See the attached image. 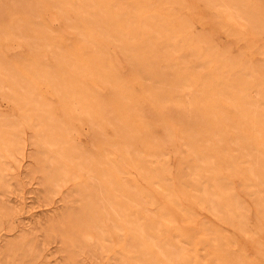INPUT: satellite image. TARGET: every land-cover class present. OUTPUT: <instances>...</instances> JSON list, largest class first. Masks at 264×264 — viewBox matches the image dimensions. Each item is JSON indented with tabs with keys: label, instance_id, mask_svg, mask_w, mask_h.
Returning <instances> with one entry per match:
<instances>
[{
	"label": "bare ground",
	"instance_id": "1",
	"mask_svg": "<svg viewBox=\"0 0 264 264\" xmlns=\"http://www.w3.org/2000/svg\"><path fill=\"white\" fill-rule=\"evenodd\" d=\"M89 1H91V0H88V3H89ZM100 1H101V5H97V3H100ZM127 1H129L127 4H126V1L125 0H98V2H97V0L96 1H91L92 3H93V8L91 7V6H87L88 8V10L87 9H85L83 6L85 5H83V6H81L82 4H83V2H86L87 3V0H77L76 2H74L73 0L71 1V0H36V1H34L33 0V2L34 3H32L31 5H29V0H0V13L2 14V16H3V18H4V20H6L5 18L8 16V13L5 15L4 13H5V11L7 10H10L9 8H11V9H15V8H17V7H21L22 6V8H24V12H29V11H31L30 12V15L32 14V12L34 13L36 10H38V8L40 9V7L42 6V9L41 10H39V12H37L36 13V15L34 14L33 15V17L34 16H36V19H37V17L39 18V19H45V18H43L44 17V15L46 14V12H50V10H44L43 9V6L45 5H48V4H53L55 7H56V5H62L61 3H64L65 5H62V6H68V7H71V9H72V13H75V15H76V18H77V22H74V20H73V25H71L70 27H69V29H71L70 31H72L73 30V36L75 37L74 38V40L75 41H77V39H81V40H83L82 42H84L85 44H89L91 47H92V49H93V52H92V57L94 58V56L96 57V55L98 56V59L100 58V54L98 53V50H102L101 48H103V49H105V50H103V53L104 54H108L109 52L107 51V49H106V47L104 46V45H102V44H100L99 42H97L95 39H93L94 38V36H100V38H102L103 40H105L107 43H109L110 45H112V46H115L116 48H117V50H118V53H120V55H121V53L125 56V58H126V56H127V58H128V61H126L127 63H128V65H129V67L131 66V68H132V65H134V63H131L132 62V59H131V55H135V54H139V53H142V52H139L138 53V48H136V45H137V42H135V40H132V34H133V27H132V24H133V19H132V21H131V18H133V16L130 18V13L136 8V9H138V8H140L139 6H141L142 5V3L139 5L138 4V7H135L134 5V2L132 1V2H130V0H127ZM143 2H144V0H142ZM151 1V0H150ZM160 1V0H159ZM166 1V2H165ZM171 2V0H164V2H165V5L163 6L164 8L166 7V9H167V6H166V3L167 4H169L168 2ZM204 1V3H206L207 5H210V3H211V1L210 0H203ZM235 0H216V2H218V4H219V7H218V10H216V11H226V12H228L229 14H231V17H232V19H234L235 20V22L237 23V24H240L241 26H243V27H245V25L246 24H248V26L249 25H251L250 27L252 28V26H254V27H258V32L261 30V32H262V30L264 29V22L262 23V21H263V19L264 18H262V15L264 16V14L262 13V15H261V18H262V21L261 22H259L260 20L258 19L259 17H257L258 15H259V13L258 12H255V11H257V10H263L264 11V0H263V3L262 4H260V5H256L257 3H259V1L257 2V3H255L256 2V0H251L252 2L250 3V4H252V3H254L255 5L253 6V7H257L255 10L253 9V10H251V9H248V10H251L250 12H246V10L242 7V4H240L239 5V3L240 2H242V0L241 1H238L239 3H236V1L234 2ZM245 1V0H244ZM261 1V0H260ZM29 2V3H28ZM32 2V1H31ZM81 2H82V4H81ZM90 2V4H92ZM102 2H103V4H102ZM146 2V1H145ZM145 2H144V4L142 5V7L143 6H145L146 4H145ZM149 2V1H148ZM147 2V3H148ZM154 2H155V0H154ZM153 2V3H154ZM87 3V4H88ZM138 3V2H137ZM136 3V4H137ZM150 3H152V2H150ZM178 3V2H177ZM70 6H69V5ZM129 4V5H128ZM133 5L132 7L134 8L133 10H132V8H131V6L130 5ZM155 4V3H154ZM172 4V3H171ZM34 6L35 8V11L33 10V7H31V6ZM150 4H147V6H149ZM156 5V4H155ZM11 6V7H10ZM27 6L29 7V8H27ZM40 6V7H39ZM51 6V5H50ZM54 6H53V8H51V9H55L54 8ZM146 6V7H147ZM152 6V5H151ZM154 6V5H153ZM9 7V8H8ZM47 7H49V6H47ZM61 7V6H60ZM59 7V8H60ZM145 7V8H146ZM154 7H157V6H154ZM153 7V8H154ZM159 7V6H158ZM246 7H247V4H246ZM249 7H250V5H249ZM8 8V9H7ZM46 8V7H45ZM50 8V7H49ZM64 8V7H63ZM170 8V7H169ZM250 8H252V7H250ZM58 9V8H57ZM68 9V8H67ZM70 9V10H71ZM142 9V8H141ZM151 9V8H150ZM149 9V10H150ZM163 9V8H162ZM17 10V9H16ZM42 10H44L43 12H42ZM69 10V9H68ZM67 10V11H68ZM69 10V11H70ZM89 10H92L93 12H91L90 11V13H89ZM156 10V9H155ZM168 10V12L169 11H171V10H169V9H167ZM247 10V11H248ZM14 11V10H13ZM61 11V12H60ZM59 11V9L56 11L57 13L58 12H60V15L62 14V13H64V11L63 10H60ZM131 11V12H130ZM145 11V9H143L141 12H144ZM160 11H162V10H160ZM165 11V10H164ZM163 11V12H164ZM254 11V12H253ZM15 12V11H14ZM19 12V11H18ZM24 12H23V10H22V13H21V11H20V13H21V15H24ZM137 12H140V9H139V11H137ZM140 12V13H141ZM146 12H147V10H146ZM150 11H148L147 13H149ZM42 13H44V14H42ZM134 13L136 14V12H135V10H134ZM133 13V15H135ZM154 13V12H153ZM152 13V15H154ZM258 13V14H257ZM29 14V13H28ZM42 14V15H41ZM50 14V13H49ZM138 15H139V13H137ZM143 14V13H142ZM145 14V13H144ZM167 14V13H166ZM171 14V13H170ZM15 15V14H14ZM13 15V16H14ZM52 15V14H51ZM55 15V14H54ZM74 15V16H75ZM145 15H147V14H145ZM148 15H149V17H148ZM147 15V18H150L151 19V13L150 14H148ZM156 15V14H155ZM10 16H11V13H10ZM16 16V15H15ZM14 16V17H15ZM28 16V15H27ZM63 16V18L61 19L62 21H63V23L65 22V23H69V24H72L71 23V21L72 20H69V18L67 17V15H62ZM157 17V19H158V17H159V20H161L162 22H160V23H162V25H164L163 24V22L165 23V21L163 20V16L162 17H160V16H158V15H156ZM175 16H176V14H175ZM178 16V15H177ZM260 16V15H259ZM0 17H1V15H0ZM13 17V18H14ZM137 16L135 15V18H136ZM144 16L142 15V18H140V16H139V18H137L138 20H139V22L140 23H142V27H140V32L141 31H145V29L143 30V28L145 27V28H149L150 26H152V28L154 29V27L156 28V26H155V24H154V16H153V19L154 20H152V21H154L153 23L151 22L150 24L148 23V22H146L145 23V21L147 20L146 19V17H144ZM10 19V17L8 16L7 17V19ZM18 18V17H17ZM130 18V19H129ZM162 18V19H161ZM178 18L180 19L181 17H179L178 16ZM200 18L201 17H199V20H200ZM205 18H206V16H205ZM204 18V19H205ZM14 19H16V18H14ZM22 19V18H21ZM21 19H20V21H19V23H16L15 24V22L17 21V19H16V21L12 24L13 25V29L14 30H11V31H16V34H18V36H19V38H18V40H19V42H20V40H21V43L20 44H22V45H24L23 47L25 48V50L27 51V52H35V51H37V49L39 48V49H41V47H43V48H47L46 50L48 51V53H49V55H50V57H51V59H53V61H52V63H51V67H49L46 63H44L43 62V67H46L45 68V70L42 68V70L41 71H36L35 70V72H34V68L33 67H31L33 70V73H37V77H33V75H31L32 77L31 78H37L38 80H43L44 82L45 81H47V84H48V87H50L49 89L51 90V92H53V94H57L56 96L58 97L57 99H58V102H59V108H61V111L63 112L62 113V115H63V117H61V118H59V119H56L55 117H53L51 114H48L47 112H46V110H47V108L49 107L48 106V103H47V99H42V96H41V94H40V92L37 90V88L32 84V82H30L31 81V79H30V81L29 82H27V79L25 78V79H21V76L20 75H18V74H13V73H11L10 72V66L12 65V63L10 62L11 60H7L6 59V49H5V47L3 46V47H1L0 48V97L2 98V99H7V100H9V101H11V103H12V105L14 106V111H15V113H11V112H7V111H3V109H0V189H3V187H4V179L6 178H4L3 176H4V171H5V166L7 165L8 166V168H10V164H14L15 162H17L18 161V159L19 160H21L22 161V159H26V158H28V159H31L32 161H33V163H35V166L36 167H39L40 168V166H42V167H45L44 169H42L41 171L38 169V171H40L39 173H40V186H41V189H42V192L45 194L44 195V198H43V202H44V199H45V201H46V198H49V196L51 195H53L54 193V195H56V193L61 189V187H63V185H67L68 183L69 184H71V189L68 191V190H66L67 191V193H66V195H63L61 198H60V200L58 201V202H60V206L56 209V212L54 213V215L53 216H50V218H46V221H45V225L43 226V228H42V230L40 229L39 231L41 232L42 231V234H43V242L47 245V247H48V245H50V243H52V244H54V242L55 243H59V246H58V248H57V250H56V248H55V246H54V249H55V254H56V251H57V254L59 255V259H61V261H62V263H64V264H84V261L87 259H89V260H92L93 262H100V264H184L185 263V256H183V253L185 254L187 251H188V249H189V247L188 248H186L187 246H189V244H190V246H192L191 244L194 242V241H192V243H191V241H189L190 239V237H192L191 235H193L194 236V234H195V239H197V242L199 241V240H201V238H203V236H205L204 234L207 232H205L204 230H202L201 228L203 227H201L199 230H201V234L202 235H200L199 234V236H202L201 238L198 236V230H197V226H196V231L192 228V232H189V230L191 229V224H189L190 226L188 227L189 228V230L188 231H184V233L185 234H188V235H185V238H184V233L182 234L183 235V238H184V242L185 243H187V242H190L187 246H185L186 244H184L183 245V243L182 244H180L181 242H183L182 240H183V238H181V240H179V238H180V236H182V235H179V236H177V233L179 232V230H178V232H176V231H172V232H170V229H169V225H167V224H165L164 223V221L166 222V223H172V224H175L176 222L175 221H177V219L179 220V221H177V222H180V220H182V223L184 222L183 220H185V222L189 219V217L191 216L192 218H193V220L195 221V216H193L192 214H190V216H188V218L186 217V215L187 214H184V213H182V215L184 216H182L181 215V213L179 214V215H181L183 218H177V216L172 212V211H170V209H168V210H165V211H162V214H161V209H155L154 210V208L156 207H154V203L152 204L153 206L151 207L150 205H151V202L149 203V200H145V198H144V194H142L141 195V193H143V191L142 192H140V191H138V190H136L135 189V185H136V183H135V185L134 184H130L129 185V183H128V181L127 180H125L124 178L125 177H127L126 175H128L129 177H131V173H130V168L128 167V166H126L125 165V163H129V162H132L133 160L134 161H137L138 160V158H140V157H136V156H138V155H136V156H134V157H132L133 156V154L135 153V152H137V150H135V152H134V150L132 149L131 150V148H135V145H134V140H135V138H136V136L137 135H135L134 136V138H132L131 137V139L132 140H129L130 139V136L131 135H129V132L131 131V129L133 130V135L135 134V133H138L137 132V130H135V132H134V126H133V124L130 126L129 124H127L128 126H129V132L126 130V127H125V130L127 131H123V133H122V131H121V133H120V136L118 137V136H116V134L118 135V133H119V131H117L116 132V134H115V131L112 129L111 131H113V132H111V133H113L114 134V136L112 135V134H110V135H108V141H109V137H111L110 139H112V137H115L116 136V138L117 139H124V140H126V142L124 143V145L123 144H117V141L118 140H116V147L117 148H119V149H116V148H114L115 147V145H113L112 144V141L110 142L111 144L110 145H112L111 147L112 148H110V147H108L107 148V145H106V142H104V140H101L100 139V137H103L104 135H102L100 132H101V128H100V125H97L95 122H94V120L91 118V114L92 113H96V114H98L99 116V118L100 119H98V120H101L102 121V123H106V126L108 125V126H110L111 124H115L116 123V120H120V117H117L116 116V114H117V111H116V109H115V111H116V114L115 113H113V109H111L112 107L111 106H113V102H114V105L116 106V101H119L120 100V103H121V101H122V99L123 100H125L124 102H126V99L128 98V94L127 93H129V88L127 87V89L125 90V91H127V93L125 92V96H126V94H127V98L125 99V97L124 98H122L120 95H113V94H116L117 92H116V89L117 90H122V88H120V87H118V85L116 86L115 84H117L118 82H117V80L118 79H116V78H118L117 77V72H116V67L115 66H117L116 64H115V62L113 61V56H111V55H108V57H107V65L104 63L103 64V62L101 63V64H99L100 66H98V68L100 67V68H102L101 67V65L103 64V65H106V67L105 66H103V69H105V71H106V73L108 72V73H110V75H107L105 78L106 79H102L101 77H99V75H98V71H96V73H97V75H95V73H91V72H94L93 70V68H92V65L90 64L91 62H93L94 60L96 61V59H93L92 58V60H91V62H86L87 63V65H86V63L85 62H82V61H80L79 60V58H78V60L77 59H75V57H76V55H77V53H76V55L75 56H73L72 54H73V52L72 51H70V49L68 50V47L69 46H72L73 45V43H71L70 45H63V43H62V46H60V45H54L53 44V42H51V44H50V40L51 39H49L48 38V36L45 34V33H47L48 34V32L50 31L51 32V30H50V26L47 24H44L43 22L41 23V28L43 29L44 27H47V28H44V32H42L40 29H39V27L37 28V27H33L34 29L35 28H37L38 30H40L41 31V33H37V35L36 34H34V36H32V34L29 36V37H26V36H24V34H23V30H24V27H23V24L24 23H21ZM36 19H34V20H36ZM50 19V18H49ZM140 19H142V20H140ZM150 19H148L149 20V22H150ZM168 19V18H167ZM203 18L201 19V20H204ZM207 19V18H206ZM145 20V21H144ZM147 20V21H148ZM171 20V19H170ZM173 20V19H172ZM178 20V19H177ZM184 20V19H183ZM182 20V21H183ZM256 20V21H255ZM7 21V24H8V26H7V24H3L4 26L3 27H6V28H0V40H1V38L3 39V40H5L6 38L4 37V36H6L7 34H11V33H9L8 31H9V29H11V27H9L10 25H9V23H10V21L11 20H6ZM8 21H9V23H8ZM17 21V22H18ZM23 21H25L24 19L22 20V22ZM31 21V20H30ZM39 21V20H38ZM60 21V20H59ZM144 21V22H143ZM168 21V20H167ZM166 21V22H167ZM187 21V20H186ZM185 20L183 21L184 23H186L185 25H184V23L183 22H181V23H183V24H180V25H184L185 26V28H186V26H189V28L187 27L186 29L187 30H189L190 31V29L192 28L191 27V23L190 24H187V22H186ZM5 22V21H4ZM156 22H157V20H156ZM169 22V21H168ZM257 22H259V23H261L260 25H256V23ZM6 23V22H5ZM35 23V22H34ZM148 23V24H147ZM158 24H159V22H157ZM156 23V24H157ZM170 23V22H169ZM178 23V22H177ZM209 23V22H208ZM252 23V24H251ZM258 23V24H259ZM15 24V25H14ZM28 24H30V22L28 23L27 22V25ZM31 24H33V23H31ZM42 24H44L45 26L44 27H42L43 25ZM151 24H153V25H151ZM157 24V25H158ZM166 24V23H165ZM214 24V23H213ZM25 25V24H24ZM138 25H140L139 23H138ZM179 25V26H180ZM30 26V25H29ZM32 26H34V25H31V27ZM39 26V25H38ZM136 26H137V24H136ZM154 26V27H153ZM184 26L182 27V29H183V31L185 32V31H187L186 29H184ZM30 27V28H31ZM65 28H68L67 27V25L66 26H64ZM257 27H256V29H257ZM9 28V29H8ZM27 28V27H26ZM137 28H138V26H137ZM160 28V27H159ZM158 28V31H159V33H160V31L162 30H164V33H166V34H164V36H163V38H165V41L167 40V39H169L170 38V40H173V41H171L170 43H164L163 42V38H162V35H161V33L159 34V35H157V38L160 36L163 40H161V38H160V42H156V44L158 43L159 45H156V48L158 49V47L160 46V49L158 50L161 54H163V52L162 51H160V50H162L163 48L165 49V47H166V51H164V52H166V54L169 52V53H172V54H174L176 51H174V47L175 48H177V43H179L180 44V42L181 41H178L177 43L176 42H174L175 41V39L172 37V35H173V33L175 34V32H174V30L172 31V29H171V31L168 29V30H166V25H165V28L163 27H161L162 29L160 30ZM179 28H181V27H179ZM221 28V27H220ZM8 29V30H7ZM46 29V30H45ZM139 29V28H138ZM137 29V30H138ZM142 29V30H141ZM176 29H178V27L176 28ZM195 29V28H194ZM260 29V30H259ZM38 30H36V32L38 31ZM89 30V31H88ZM229 30V29H228ZM10 31V32H11ZM39 31V32H40ZM55 31V30H54ZM148 31H149V29H148ZM167 31H168V33L170 34V37H169V34L167 33ZM170 31V32H169ZM179 31H182V30H179ZM178 30H177V34L175 35L177 38H179L180 37V35L181 34H179L180 32H179ZM188 31V32H189ZM192 31H193V29H192ZM231 31V30H230ZM230 31H227L228 32V34H230L229 32ZM26 32H28V31H26ZM31 32H32V30H31ZM136 32V31H135ZM179 32V33H178ZM184 32H182V34L184 33ZM196 32L197 31H195L194 33L195 34H193V35H191L192 33H190V36H186V38H185V40L186 39H188V41L187 42H185V45H187L189 42L191 43V38H192V36H194V35H196ZM201 32V31H200ZM199 32V34L198 35H196V36H199V37H196V39H198V40H196L195 39V37L193 38V40L195 39L196 40V42L194 41L193 42V40H192V43L193 44H195V45H193V46H195L194 47V49L193 50H195V48H197L198 46H196L197 45V41H198V43H199V41L203 44V42L205 43V42H207V44L206 45H210L209 47H211V49H210V51L212 50V48H214L215 49V45L213 44V42H211L210 40L211 39H205V36L206 35H208L209 33L208 32H206L205 31V33L206 34H204V33H200ZM204 32V31H203ZM238 32V31H237ZM32 33H34V32H32ZM52 33V32H51ZM136 33H138V32H136ZM136 33H134L135 35H133V37H136L137 38V35H136ZM149 32H146V33H144L143 35H144V37H143V35L141 34V36H142V39L144 38V41H143V43L145 44V45H149L150 44V42H149V40H151V41H153V39L155 38L154 36V38L152 37V36H149V37H152V38H150L149 39V37L147 36V34H148ZM154 33H157L158 34V32H157V29H155V30H151V34H154ZM186 33V32H185ZM224 33H226L225 31H224ZM232 33H233V30H232ZM239 33V32H238ZM262 33H264V31L262 32ZM139 35H138V37L140 36V33H138ZM168 34V35H167ZM166 35V36H165ZM202 35H205V36H202ZM211 35V34H210ZM210 35H208V36H210ZM248 35H250V34H248ZM258 35H259V33H258ZM17 36V35H16ZM17 36V37H18ZM72 36V37H73ZM208 36H207V38H208ZM56 37H60V35L59 36H56ZM145 37H147V39L145 38ZM169 37V38H168ZM172 37V38H171ZM201 37H202V39H201ZM10 38L12 39L13 38V41H14V39H15V36L13 37V35H12V37L10 36ZM47 38H48V40L49 41H47ZM135 38V39H136ZM157 38H155V40L157 39ZM46 39V40H45ZM56 39V38H55ZM99 39V38H98ZM137 39H139V38H137ZM15 40H17V38L15 39ZM54 40V39H53ZM65 40V42H70V40H72V39H64ZM66 40H69V41H66ZM78 40V41H79ZM81 40L79 41V42H81ZM140 40V39H139ZM145 40H147L149 43H147V41H145ZM155 40H154V42H155ZM182 40H183V38H182ZM185 40H183V41H185ZM201 40H203V42L201 41ZM240 40V39H239ZM247 40V39H246ZM11 41V40H10ZM52 41V40H51ZM133 42V43H129V42ZM211 42V44H213L214 45V47H213V45H211L210 44V42ZM82 42H81V44H82ZM78 43V42H77ZM134 43H136V45H134L133 46V44ZM153 42H151V46L153 45L152 44ZM171 43L174 45V47H172L171 46ZM175 43H176V46H175ZM187 43V44H186ZM189 43V44H190ZM247 43H248V41H247ZM128 44H130L133 48H135V50L134 49H132V47H131V49H128V50H133L131 53L132 54H129V51L127 52L126 51V49H125V46H128ZM140 44V43H139ZM143 44V45H144ZM18 45V44H17ZM75 45H76V43H75ZM130 45L128 46L129 48H130ZM147 46L149 49L147 50L149 53L151 52V51H149L150 50V48H151V46ZM165 47H164V46ZM168 45H169V47H168ZM184 44H183V47L185 46ZM204 45V44H203ZM206 45H205V47H206ZM250 44L248 43V47L251 49L252 47L251 46H249ZM81 46V45H80ZM109 46V45H108ZM163 48H162V47ZM189 46V45H188ZM202 46V45H201ZM201 46H200V48H201ZM207 46V47H208ZM72 47H74V48H72V49H75L76 47H78V46H72ZM146 47V46H145ZM146 47V48H147ZM180 47H181V44L179 45V50H180ZM190 47V46H189ZM206 47V48H207ZM208 47V48H209ZM247 47V46H246ZM248 47L246 48V49H248ZM79 48V47H78ZM152 48H154V46H152ZM151 48V49H152ZM162 48V49H161ZM171 48V50H173V52H171V50L170 51H168V49H170ZM182 48V47H181ZM185 48H187L186 46H185ZM206 48H202V49H206ZM206 49V50H208V53H210V51H209V49ZM77 49V48H76ZM190 49V48H189ZM189 49H188V52H189V54H190V57L192 58H194V56H195V58H197L196 57V52L195 51H193V53L191 52V51H189ZM217 45H216V51H217ZM227 49L228 48H225V49H222L223 51H227ZM245 49V48H244ZM257 49V48H256ZM67 50L69 51V56L66 54V53H68L67 52ZM141 50V49H140ZM156 50V49H155ZM175 50H178V49H175ZM203 50V51H204ZM249 50V49H248ZM252 50L253 49H251V52H252ZM75 51V50H74ZM78 51V50H77ZM158 51H156V54L158 55ZM168 51V52H167ZM218 51H220V50H218ZM257 51H259V50H257ZM80 52V51H79ZM78 52V54H80ZM126 52V54H124ZM135 52H137V53H135ZM181 53L182 52H184V50L182 51H180ZM212 52V51H211ZM222 52V51H221ZM221 52H218L219 54H221L220 56H222V54H223V52L221 53ZM229 52V51H228ZM240 52V51H239ZM243 52V51H242ZM82 53V52H81ZM101 53H102V51H101ZM135 53V54H134ZM144 53V52H143ZM185 53H187V51L186 52H184V54ZM192 53V54H191ZM201 53V55H202V52H200ZM215 53V52H214ZM213 53V54H214ZM225 53V52H224ZM241 53V52H240ZM240 53H238V54H240ZM22 54V53H21ZM82 54H84V53H82ZM89 54V53H88ZM151 54H153L152 52L150 53V55L149 56H151ZM165 54V55H166ZM206 54V56H207V53H205ZM204 54V52H203V55H202V57H206V56H204L205 55ZM217 53H215V55H216ZM219 54L218 55H216V56H219ZM246 54V53H245ZM130 55V56H129ZM145 55V54H144ZM153 55H155V54H153ZM152 55V56H153ZM157 55H155V56H157ZM178 55V54H177ZM179 55H180V53H179ZM186 55V54H185ZM200 55V54H199ZM228 55H229V53H228ZM228 55H226V57L228 58L229 56ZM232 55V54H231ZM231 55H230V57H231ZM234 55V54H233ZM20 55L18 54L15 58H16V60H18L20 57H19ZM73 56V57H72ZM78 56H80V55H78ZM103 56V55H102ZM138 56L139 55H136V57H137V59H138ZM142 56V55H141ZM151 56V57H152ZM154 56V57H155ZM174 56V55H173ZM183 55H181V56H177L181 61L183 60L184 62V64L185 63H187L188 64V59L190 58H187L186 56H183ZM188 56V55H187ZM198 56V55H197ZM215 56V57H216ZM10 57V56H9ZM19 57V58H18ZM22 57H23V55H22ZM32 57V56H31ZM30 57V58H31ZM53 57V58H52ZM86 57H88L89 58V55L87 56V54H86ZM135 57V58H136ZM140 57V56H139ZM142 57H144V56H142ZM150 57V58H151ZM161 57H163V55L161 56ZM160 57V58H161ZM176 57V56H175ZM175 57H171L172 58V62L174 61V58ZM176 57V58H177ZM186 57V58H185ZM199 57V56H198ZM201 57V58H202ZM209 57V56H208ZM210 57H212L211 55H210ZM210 57L209 58H207L206 59V62H207V60H208V64L210 63V62H212L213 61V59H210ZM233 58H234V56H232ZM232 57H231V59H232ZM238 57H241V55H239ZM238 57H236V61L239 59V61H240V58H238ZM15 58H13V60L15 59ZM18 58V59H17ZM25 58V57H24ZM27 58V57H26ZM84 58V57H83ZM144 58H146V56L144 57ZM164 58V57H163ZM163 58H161V59H163ZM166 58V57H165ZM167 58H169V56L167 57ZM170 58V59H171ZM177 58V59H178ZM219 58V57H218ZM227 58L225 59V62H223V57L221 58L222 60H220L219 59V63H220V61L221 62H223L224 64L222 65L221 63H220V65H221V68H223V66L225 65V63L227 64L225 67H226V69L228 70V71H230V68H228V64L231 62V59H230V62L228 63L227 62ZM11 59V58H10ZM28 59V58H27ZM101 59H104L103 57H101L100 58V60ZM130 59H131V62H130ZM143 59V58H142ZM149 59V58H148ZM153 59V58H152ZM155 59V58H154ZM161 59H160V61L158 60V59H155V62H154V60H152L153 62H150L149 64L150 65H152V66H150L149 65V67H155V65L153 66V63H156V66H157V64H159L160 62H161ZM185 59V60H184ZM197 59H200V58H197ZM209 59L211 60V61H209ZM19 60H21V59H19ZM83 60V59H82ZM90 60V59H89ZM88 60V61H89ZM141 60V59H140ZM144 60V59H143ZM151 60V59H150ZM159 61V63H157L158 61ZM193 60V59H192ZM216 60H217V58H216ZM232 60H234V59H232ZM84 61H86L85 59H84ZM137 61V60H136ZM135 60H134V62H136ZM171 61V60H170ZM185 61H187V62H185ZM190 61V60H189ZM195 61H197V60H195ZM194 61V62H195ZM205 61V60H204ZM228 61H229V58H228ZM235 61V60H234ZM233 61V62H234ZM238 61V62H239ZM15 62V61H14ZM25 62V61H24ZM34 62V61H33ZM36 62V61H35ZM77 62H81L80 64L78 63L77 64ZM106 62V61H105ZM147 62V61H146ZM193 62V63H194ZM205 62V63H206ZM20 63H21V65H22V60L20 61ZM32 63V62H31ZM37 63V62H36ZM83 63V64H82ZM97 63V62H96ZM137 63V62H136ZM148 63V62H147ZM180 64H181V62H179ZM196 63V62H195ZM198 63V62H197ZM219 63H218V65H219ZM244 63H247V62H244ZM39 64L41 65L42 64V62H39ZM46 64V65H45ZM86 66H85V65ZM180 64L178 65V66H180ZM208 64H207V67H208ZM231 64V63H230ZM233 64H237V62L236 63H233ZM232 64V65H233ZM20 65V66H21ZM50 65V64H49ZM73 65V66H72ZM75 65H77L78 67H79V69H80V65H81V68H83V66H85L84 68H83V72L80 70V72H82V74H84L85 75V73H86V75L90 78L93 74V76H92V79L94 78H97V79H95V80H98L99 78L101 79V81H102V83L103 84H107L108 86H110L109 88L111 89L110 90V92L111 91H114L115 93H113V92H111V96H106V97H103V95L101 96L98 92H96L95 90H93V89H91V88H89L87 85L85 86V82H84V80H81L82 79V74H81V76H78V77H81V81L78 79H76L77 81H78V83H79V85L80 84H83L84 83V85H81V87H84V88H86L84 91H86V90H89V94H85V93H87L88 91H86L85 93L83 92V90H81L80 89V87L77 85V84H74V83H76V81H74V83L72 82V84H70L71 82L70 81H68V80H66L65 78L69 75H66L67 74V72H66V74L64 75V73H62L61 74V69L60 68H67V69H71L72 67H74L73 69H75ZM89 65V66H88ZM160 65H162L161 63H160ZM186 65V64H185ZM191 65V64H190ZM201 66V64H195L194 65V70H193V66H189L190 68L192 67V71H198V73L199 72H201L200 70H202V68L201 67H203L204 65L202 64V66L201 67H199V66ZM214 65V64H213ZM217 65V66H218ZM235 65H233L234 67H235ZM255 65V64H254ZM23 66H25V65H23ZM32 66H34V65H32ZM71 66V67H70ZM94 66H95V64H94ZM164 66V64L162 65V67ZM174 66V68H175V70L174 71H178L179 69H178V67L176 68V64H170L168 67H170V69H172V67ZM184 65H182V67H183ZM188 66V65H187ZM198 66V67H197ZM237 66V65H236ZM242 66V65H241ZM262 67H260L259 66V69L261 68H263L264 66H263V64L261 65ZM22 67V66H21ZM53 67V68H52ZM77 67V68H78ZM128 67V69H130ZM148 67V68H149ZM160 67V66H159ZM181 67V68H182ZM229 67H230V65H229ZM233 67V68H234ZM25 68V67H24ZM35 68H37V70H40V69H38V67L36 66ZM97 67H95V69H96ZM143 69L145 68V67H142ZM148 68H145V70H147ZM150 68V69H151ZM164 69H165V66L163 67ZM166 68H167V66H166ZM180 68V71L182 70ZM184 69L185 68H188V67H183ZM189 68V69H190ZM205 68V67H204ZM218 68V67H217ZM220 68V67H219ZM56 69H59V70H57L58 72H59V75H62L61 77L58 75V73L56 74V71H54V70H56ZM87 69H89V70H87V72H85ZM109 69V70H108ZM141 69V68H140ZM148 70L149 72H151L150 74L152 75V73L154 74L155 72V70L156 69H154V71H151V70ZM210 68H208V70H209ZM238 69V68H237ZM264 69V68H263ZM263 69H262V73L260 74V75H263ZM14 70H16L15 68H14ZM13 70V71H14ZM21 70V69H20ZM63 70V69H62ZM99 70V69H98ZM132 70V69H131ZM130 70V71H131ZM135 70V69H134ZM133 70V71H134ZM137 70H139V68L138 69H136L135 71H137ZM173 70V69H172ZM186 70V69H185ZM217 70V69H216ZM216 70H215V75H217V73H218V75L217 76H215V75H213V76H215V77H219V70H217V72H216ZM247 70H249L248 68H247ZM89 71H91V72H89ZM111 71H112V73H114V74H111ZM115 71V72H114ZM140 71H142V69L140 70ZM140 71H138L137 73V75H142V73H144V72H140ZM166 71V70H165ZM183 71V70H182ZM190 71V70H189ZM222 71H225V72H223L224 74L226 73V70H224V68H223V70ZM227 71V72H228ZM237 72L239 71V70H236ZM64 72V71H63ZM148 72V73H149ZM186 72V71H185ZM184 71H183V73H185ZM209 71H207V73H208ZM211 72H212V69H211ZM240 72V74H242V72L241 71H239ZM247 72V71H246ZM249 72V71H248ZM25 73V72H24ZM70 73V72H69ZM72 73H73V70H72ZM90 73H91V75H90ZM133 73H136V72H133ZM132 73V74H133ZM157 73V72H156ZM160 72H158V74H159ZM177 72H175V74L174 75H177L176 74ZM182 73V72H181ZM181 73H180V75H177V76H179L178 77V81L179 82H182V84L184 85V82H185V86H186V84H189V82H190V80L188 81V82H186L184 79H185V77L189 74V73H187V75H184L183 77L181 76ZM191 73V72H190ZM197 72H194V74L195 75H197L196 74ZM210 73V72H209ZM223 73H221V75L223 74ZM22 74V73H21ZM34 74V75H35ZM77 74H79L78 73V71H77ZM76 74V75H77ZM120 74V73H119ZM144 74H146V75H144ZM143 75L144 76H142L141 77V75L138 77V79H139V81L141 82L142 81V79H143V77L144 78H146V76H147V72L146 73H144ZM178 74H179V71H178ZM193 74V72L191 73V74H189V77L191 76ZM194 74L192 75V77L194 76ZM204 73H202L201 74V77L203 78V76H204V79H205V77H206V79L204 80V79H201V80H204V81H206L207 80V76L208 75H211V74H208L207 76L206 75H203ZM246 74H248V73H246ZM249 74H250V72H249ZM248 74V76H252V74L251 75H249ZM25 75V74H24ZM63 75H64V79L66 80V81H68L69 83H67L66 81H64V79H63ZM73 75V74H72ZM72 75L70 76V78L72 77ZM80 75V74H79ZM85 75V76H86ZM114 75V76H113ZM135 75V74H134ZM155 76H157L156 74H154ZM163 75H167L165 72L162 74V76ZM171 75V74H170ZM170 75H169V77H170ZM173 75V76H174ZM228 75H229V77H230V75L231 74H229L228 73ZM259 75V76H260ZM85 76H83L84 78H85ZM87 76H86V78H87ZM96 76V77H95ZM119 76V78H120V76H121V78L123 79V77H122V75L120 74V75H118ZM148 76H149V74H148ZM161 76V75H160ZM162 76H161V78H162ZM164 76V77H165ZM168 76V75H167ZM172 76V75H171ZM176 76V77H177ZM182 78H184V79H180L181 77ZM198 76V75H197ZM222 76H225V75H222ZM221 76V77H222ZM99 77V78H98ZM131 77H133L132 75H131ZM131 77L129 78V80H131ZM136 77V75L134 76V78H137ZM150 77V76H149ZM149 77H147V79L149 78ZM176 77L174 78V77H170L168 80H174V81H172L173 83H168L167 84V87L170 85H177V82H176ZM189 77H187V78H189ZM196 77V76H195ZM226 77H227V75H226ZM226 77H224V79L226 78ZM229 77H227V79L229 78ZM234 77V76H233ZM232 77V78H233ZM242 77H245L246 79H247V77H246V75L244 76V74H243V76ZM256 77V76H255ZM74 78H76L75 76H73V79ZM83 78V79H84ZM151 78V77H150ZM159 78V77H158ZM174 78V79H173ZM191 78V77H190ZM194 78V77H193ZM192 78V79H193ZM197 78V77H196ZM196 78H194V80L196 79ZM198 78H199V76H198ZM210 78V76L208 77V79ZM214 78V77H213ZM236 78H238L237 76H236ZM253 78V77H252ZM260 80H261V77H258ZM36 79V80H37ZM100 79H99V81H98V83H100ZM155 79H157V78H154V80ZM160 79V78H159ZM163 79V78H162ZM165 79V78H164ZM217 78H214V79H211L209 82L208 81H206L207 83H206V86H205V84H203L202 82H200L201 80L199 79V84H200V87L199 88H201L200 89V91L197 89V94H199V96H196L198 99L197 100H200L199 102H200V105L201 104H203L202 106L203 107H205V104L203 103V100H201V97L203 96V94H204V96H206L207 95V93H205L206 91H204V89H206L207 87H209V85L210 84H213V83H210V82H215L214 83V86L216 85L217 86V84H219L218 85V87L219 88H221V89H219V90H221V91H223V92H221V93H219L218 92V89H217V92L219 93H217L216 92V89H212V98L213 97H217V96H220V97H217V99H216V97L215 98H213V99H211V101H213L214 99L216 100V102H217V100L219 99V98H222V96H221V94L223 93H225V91L227 90V87L228 86H230L231 84H229L230 83V81H228L229 83V85L226 83V85H225V81L226 80H223V77L221 78L222 80V83L220 84L219 82H221L219 79V81H218V83L216 82L217 80H216ZM249 79H250V77H249ZM254 79V78H253ZM264 79V76H263V78H262V80ZM9 81L10 83H11V85L9 84V86H4V84H3V82L4 81ZM35 80V81H36ZM37 80V81H38ZM75 80V79H74ZM151 80H153V79H150V81ZM158 80V79H157ZM157 80H155V84L156 85H160V86H164V85H166L165 83L166 82H163V83H161L160 84V82H156ZM167 80V81H168ZM212 80H214V81H212ZM229 80V79H228ZM33 81V80H32ZM71 81H72V79H71ZM122 81V80H121ZM166 81V80H165ZM224 81V82H223ZM244 81H245V79H244ZM80 82H82V83H80ZM125 82H126V80H125ZM129 82V81H128ZM135 82H136V80H135ZM139 82V83H140ZM148 82V81H147ZM146 82V83H147ZM178 82V83H179ZM253 82H257V81H255V79L253 80ZM258 82H260V83H258V84H256L255 86H254V84L252 85V86H254V89H256L255 91H254V89L252 90V94L253 95H247V94H244L245 92H243V94H242V92H241V94L238 92V95H237V93H236V91H237V89H231V91L232 92H230V93H232L233 95H234V100L235 101H233L231 104V106L233 107V105H235L233 108H234V110H233V112L231 111L230 113H236L235 114V116L236 115H240L242 118L244 117H246V116H249V117H253V118H256V116L258 117V115H260L263 111H264V103H263V100H264V92H263V82L264 81H258ZM127 83V82H126ZM192 83H194V82H192ZM196 84H197V80H196V82H195ZM202 83V84H201ZM205 83V82H204ZM208 83H210V84H208ZM234 83H236V84H238L237 86H239V85H241L242 84V82L241 83H237V82H233V84ZM244 84L242 85V86H244L245 84H246V81L245 82H243ZM250 83H252V82H250ZM70 84V85H69ZM152 84H154V83H152ZM151 82H150V89H147L148 88V83H147V87L144 85V87H146L145 88V90H144V87L142 88L143 89V92L144 93H146L147 95H145V96H147V98L148 99H152V101L150 102L151 103V105H152V108H153V111H152V115H153V113L154 114H156L157 115V118H158V116L162 119V121L164 122V127L162 128L161 127V129H160V131H161V133H164V134H162V136H161V134H159L158 136L156 135V134H154V136H152L153 134L152 133H150V134H148V132H146V130H145V127L143 126L142 128H143V130L145 131V133H147V135H145V139H147V137H148V141H151L152 143H153V145L151 144H149L150 146H149V148H151V146H154V144L156 143V145H155V147H157L158 145L160 146L159 148H161V147H163L164 149H165V151H166V149H170L169 148V146H172L173 145V147L175 146V144H174V140L177 138V136L175 137V136H173V134H172V132H171V128H170V126H171V124L170 123H168V121L170 122H174V124L175 123H178L177 121L175 122L174 121V119L175 120H177V118H179V119H183L184 121H185V119L184 118H186V121H185V123H189L190 121L189 120H187L189 117H191V115H194V113H193V111L191 112V115L189 116V111H190V107H191V102H192V100H191V97L193 98V97H195V96H191V95H193V93H194V95H196V92H195V89L193 88L191 91H192V93H189L188 95H187V98L186 99H184V100H181V98L180 99H178V97H181V96H178V94H175V95H177L176 96V98H175V95H173L172 93V95H173V98H175V99H177V100H175V99H173V98H171L172 97V95H171V97H169L168 96V93L166 92V93H164V91L166 90H162V89H164L165 88V86H164V88H157V86L155 87L154 85V87H155V89L156 90H161V91H163V93H161L160 92V90L158 91V92H160V93H158V94H155V95H153L154 94V92L156 91L155 89H153V90H155V91H153L152 90V88H154V87H152L151 85ZM181 84V83H180ZM195 84V85H196ZM198 84V85H199ZM232 84V86H230V88H233V86H235L236 84H234L233 85ZM78 86V88H77V86ZM116 87H115V86ZM140 85V84H139ZM172 85V86H173ZM190 85V87L193 85V84H189ZM195 85H194V87H195ZM224 85H225V87H226V89L225 88H222V86L224 87ZM247 85H249V84H247ZM247 85H245L246 86V90H247ZM108 86H105V87H108ZM125 86V85H124ZM171 86V87H172ZM203 86V87H202ZM205 86V87H204ZM214 86H210V89L212 88V87H214ZM251 86V85H250ZM249 86V87H250ZM170 87V88H171ZM180 87V86H179ZM178 87V88H179ZM241 87V86H240ZM88 88V89H87ZM120 88V89H119ZM138 88H140V86L138 87ZM173 88H175V87H173ZM185 88H187V87H185ZM204 88V89H203ZM229 88V89H230ZM234 88H236V87H234ZM242 89L243 88H245V87H241ZM251 88V87H250ZM168 89H169V87H168ZM183 89V88H182ZM203 89V91L202 92H204V93H202L201 92V90ZM209 89V90H210ZM239 89L240 88H238V91H239ZM138 90V89H137ZM148 90V91H147ZM149 90L152 92L153 91V93L152 94H150L151 96H149ZM172 90V89H171ZM176 90H177V88H176ZM181 90V89H180ZM184 90V89H183ZM194 90V91H193ZM206 90H208V88L206 89ZM245 90V91H246ZM250 90V89H249ZM248 90V91H249ZM141 91V90H140ZM148 93H147V92ZM178 91V90H177ZM176 91V92H177ZM216 93H215V92ZM233 91H235L234 93H236V94H234L233 93ZM242 91H244V90H242ZM254 91V92H253ZM119 92H121V91H119ZM118 92V93H119ZM134 92V91H133ZM142 92V93H143ZM173 92H175V89H174V91ZM184 92V91H183ZM200 92V93H199ZM208 92V91H207ZM256 92V93H255ZM66 93H70V94H66ZM182 93V92H181ZM227 94H228V92H226ZM200 94H202V96L200 97ZM216 94V95H215ZM222 94V95H223ZM231 94V95H232ZM240 94V95H239ZM105 95V94H104ZM153 95V96H152ZM180 95H182V94H180ZM183 95H185L186 96V92H185V94H183ZM210 95V94H209ZM225 95V94H224ZM233 95H232V98H233ZM235 95H237V98L235 97ZM55 96V97H56ZM140 96V95H139ZM226 96H229V95H226ZM141 97V96H140ZM152 97V98H151ZM183 97V96H182ZM196 97L194 98L195 99V101H196ZM199 97H200V99H199ZM211 97V96H210ZM184 98V97H183ZM188 98L191 100V102H190V100H188ZM204 98V97H203ZM223 98H227L226 100L228 101V97H223ZM236 98V99H235ZM116 99V101H114ZM129 99V98H128ZM144 99V98H143ZM205 99H207L208 100V98H206L205 97ZM130 100V99H129ZM179 100V101H178ZM181 100V101H180ZM57 101V100H56ZM194 101V102H195ZM209 101H210V99H209ZM229 101H230V98H229ZM229 101H228V104H230L229 103ZM49 102V101H48ZM204 102H205V100H204ZM207 102V101H206ZM215 102V106L216 107H214V105L212 106V108L214 107V108H216L215 110L216 111H218L217 110V106H219V104H218V102L216 103ZM235 102V104H233ZM50 103V102H49ZM111 103H112V105H111ZM129 103V102H128ZM111 105V106H109V105ZM118 105H119V102L117 103ZM126 104V103H125ZM217 104V105H216ZM222 104H223V102H222ZM227 104V103H226ZM227 104V105H228ZM122 105V104H121ZM128 105H130V104H128ZM206 105H207V103H206ZM210 106H211V104H209ZM207 106V107H205L204 109H205V112L203 111L204 109H203V107L201 108V109H203V110H201V112H199V113H201L200 115H201V121H202V126L203 125H205L204 126V128H202V129H204V131H202L205 135H207V137L206 136H204V135H202L203 137H206L205 139H203V137L201 136V137H199L198 138V136L196 137V138H198V139H194V138H192V137H190V139H188V138H186V137H184V138H186L185 139V141H183V142H180V145L175 149L174 148V151H182L183 153H181L180 154V152H179V154L177 153V155L178 156H180L181 155V161L183 160L182 158H184V155H187V153H188V155H189V157L191 158V157H193V156H196V154H197V152L195 151V148H197V149H203V146L205 147V151L206 150H208V149H210L211 147H213V146H215V145H217L218 144V142H216V140H217V138L219 137V135H221V133L223 134V136L222 137H225L226 136V139H227V144H229L228 146H231L232 145V150H231V152L230 153H232V152H234L235 154H236V156H238V159H240V160H242V164L244 165V167H245V169H246V171H248V174L250 175V177L252 176L256 181H257V183H256V185H258V186H256V188H258L259 186H262L261 187V189L262 188H264L263 186H264V157H262L261 156V152L256 148V146L254 147V145H253V147L252 148H256V149H253L254 150V153L255 154H253L251 151H253L252 149H250L248 146H250L249 144H253L254 143V140L252 141V143H247V141H248V138H249V141H250V138L251 137H247V139H244V137L242 138V136L245 134V133H241V137H240V135H239V137L241 138V139H243V144L241 143V141L238 139L237 140V138L236 137H238V135L237 134H239V130H241V127L242 128H244V129H248V127L247 128H245V127H243L244 125L242 124V123H244L245 122V120L244 121H242V126H240V128H238L239 127V125H238V123H240L239 122V119L241 118H239L237 121L235 120V119H232V117H231V119H232V121L233 120H235L237 123V127L235 126V124H233V125H231V124H228L229 126L231 125V131L234 133V131H235V128H237V130H236V133H237V131H238V133L236 134V133H234L235 135H233V133H232V138H234V140L231 138V137H227V135L225 134V133H227V129H228V127H227V129H225V131H223V132H219L220 131V129H219V131H218V128H219V123L221 122L219 119V122H218V120L216 119V117H217V115L216 114H214V117H215V115H216V117H215V121L217 120V122H212L211 121V115L209 114V111H211V113H212V110H211V108H210V106ZM225 105V104H224ZM48 106V107H47ZM58 106V105H57ZM127 106V105H126ZM126 106L125 105H122L121 107V109H124L125 110V108H126ZM230 106V107H231ZM111 107V108H110ZM123 107H125V108H123ZM128 107V106H127ZM192 107H193V105H192ZM197 107V106H196ZM199 107H201V106H199ZM210 108V110L209 109H207V108ZM129 108H131V107H129ZM129 108L127 109V110H125L126 112H128V110H129ZM195 108V107H194ZM198 108V107H197ZM10 109V108H9ZM118 109H120V108H118ZM117 109V110H118ZM207 109V110H206ZM220 109H222L223 110V108H221V106H219V110ZM37 110H40V111H43V113H45V116L43 115V117H45V118H42V116H41V120L39 121L40 123H33V120H32V122H30L31 120V116H32V114L34 113V112H36ZM133 110H136L137 112H138V114H139V112H145L144 110H142V109H139L138 107H133ZM148 110H149V108H148ZM193 110V109H192ZM199 110V111H200ZM222 110H220L221 112H222ZM11 111V110H10ZM45 111V112H44ZM119 111V110H118ZM129 111H132V109H130ZM150 111V110H149ZM148 111V112H149ZM208 111V112H207ZM216 111L214 112V110H213V113H216ZM132 112H134V111H132ZM136 112V113H137ZM151 112V111H150ZM194 112L196 113L197 111H195V109H194ZM40 114H41V112H39ZM39 113H38V111H37V115L39 116ZM120 114H121V112H119ZM193 113V114H192ZM198 113V112H197ZM196 113V114H197ZM198 113V114H199ZM218 113V112H217ZM224 113L225 112H222V113H220V116H222V117H224L223 115H224ZM119 114V115H120ZM137 114V115H138ZM195 114V115H196ZM197 114V116L195 117V120H198V119H196L199 115ZM250 114H252V115H250ZM36 115V114H35ZM125 115V114H124ZM136 115V114H135ZM136 115V116H137ZM141 116H142V114H140ZM145 113H144V117H145ZM210 115V116H209ZM232 115H234V114H232ZM231 115V116H232ZM263 115V116H262ZM261 116H260V118H264V114H262ZM34 116V115H33ZM37 116V117H38ZM95 116V115H94ZM126 117H127V115H125ZM129 116V115H128ZM154 116V115H153ZM36 117V116H35ZM67 117H69L70 119L71 118H73V119H75V118H77V120L75 121L76 123H80V121H81V119H83V121H84V123L85 124H87V126H88V131L90 132V137L91 136H93V137H95V136H97L98 135V138L100 139L99 140V144H100V146H101V143L102 144H104V149H100V148H96V146L95 147H93L92 146V144H91V146L90 147H92L93 149H94V151H97V150H99L98 152H96L95 153V155L96 154H99L98 155V157H100V159L98 160V159H95V160H89V158H91V156H92V154H93V151H91L92 152V154H91V156L89 157H87L88 159L86 160V158H85V153L87 152L88 153V151H86V149L87 148H85V147H83L84 145L82 144V143H79V141H76L74 138H69L67 141H68V143L70 142H74L75 144L73 145V143H72V145H70L69 146V149H68V152H67V150L66 151H62L63 150V146L65 145V144H68L67 142L65 143V141H64V143H62L63 141H62V139H61V144H63L62 145V147H61V145L59 146V144H60V142H59V137H57V136H59V135H57V127L56 126H62V125H64V123H65V119H66V121H67ZM130 117V116H129ZM128 117V118H129ZM134 117V116H133ZM139 117V116H138ZM150 117V115H148V117L147 118H149ZM194 116H192L191 118H192V120H191V118H189L192 122H190V124H186L187 125V127L190 125H192V123H193V125L195 124V123H197L198 121H194L193 122V118ZM251 117V118H252ZM58 118V117H57ZM97 118V117H96ZM116 118H118V119H116ZM124 118V116H122V119ZM132 118V117H131ZM225 118H226V116H225ZM227 118H228V116H227ZM230 118V117H229ZM243 118V119H244ZM34 119V118H33ZM62 119V120H61ZM70 119H68V121L67 122H69V120ZM120 120V121H117V122H122L123 120ZM130 119V118H129ZM128 119V120H129ZM166 119H168V121L166 120ZM178 119V120H179ZM212 119L214 120V118L212 117ZM231 119H230V122L229 123H231L232 121H231ZM97 120V119H96ZM134 120H135V118H133V121L132 122H134ZM140 120H142L141 118H140ZM153 120V119H152ZM180 120V121H181ZM228 120V119H227ZM242 120V119H241ZM248 120H249V118H248ZM257 120L258 119H256V121L255 122H253V124H254V127H253V124H252V127H250L251 125V123H247V124H249L248 126H249V128H251V129H249L250 131H248V132H250V133H248L247 135L248 136H250V134H251V131H252V128H253V130H254V128H255V125H257L258 126V128H260V130L262 131L261 133L262 134H264V122H263V119H262V122H261V120H258V122H257ZM101 121H100V123H101ZM128 122V123H132V122ZM154 122L156 121V120H153ZM247 121V120H246ZM36 122V121H35ZM70 122H71V120H70ZM143 122V121H142ZM159 122V121H158ZM157 122V123H158ZM162 122V123H163ZM223 123H224V121H222ZM251 122V121H250ZM108 123V124H107ZM120 123H118V125H121ZM125 123V122H124ZM156 123V124H157ZM184 123V124H185ZM216 125L217 123L219 124V125H217L218 126V128H217V130H216V128H214L215 129V131H216V133L218 132V133H220V134H216L215 133V131H214V129L212 130H210L209 129V127L211 126V125H213L214 126V124ZM235 123V122H234ZM246 123V122H245ZM244 123V124H245ZM70 124V123H69ZM110 124V125H109ZM126 124V123H125ZM137 124H141V123H139L138 121H137ZM136 124V125H137ZM173 124V123H172ZM199 124V123H198ZM222 124V123H221ZM225 124H226V122H225ZM54 125H56L55 126V129L53 130V128H52V126H54ZM66 125H67V123H66ZM103 125V124H102ZM101 125V126H102ZM116 125L117 124H115V128H116ZM192 125V126H193ZM222 125H224V124H222ZM227 125V124H226ZM226 125H225V127H226ZM246 125V124H245ZM31 126H33V128L34 129H36V131H34V129L32 130L33 131V134L31 133V135H30V138H28L27 137V135H26V130H27V128H30ZM70 126V125H69ZM128 126H127V128H128ZM133 126V127H132ZM140 126V125H139ZM175 126H177V125H175ZM191 126V127H192ZM194 126H196V125H194ZM199 126V125H198ZM197 126V127H198ZM234 126V127H233ZM63 127H65V125L63 126ZM110 127H112V125L110 126ZM171 127H173V126H171ZM190 127V128H191ZM195 128V130L196 129H198V128ZM232 127H233V129H232ZM52 128V129H51ZM67 128V127H66ZM121 128V130H122V128L123 127H118V129H120ZM141 128V127H140ZM141 128V129H142ZM174 128V127H173ZM182 128V127H181ZM189 128V127H188ZM189 128V129H190ZM69 129H70V127H69ZM117 129V130H118ZM136 129V128H135ZM186 129V128H185ZM193 129V128H192ZM200 129V128H199ZM142 130V131H143ZM147 130H149V129H147ZM255 130H256V128H255ZM31 131V132H32ZM71 131H72V129H70V131H69V133H71ZM76 132H78L79 130H75ZM164 131V132H163ZM200 131V130H199ZM258 131L259 130H257L255 133L256 134H258L257 136H255V137H261V135L258 133ZM178 134H181L180 132H181V129H179L178 131ZM211 132H213L211 135L213 136L214 134H216L217 136H216V138H215V135H214V138L213 137H211L210 136V133ZM254 132V131H253ZM29 133V132H28ZM65 133V132H64ZM72 133H74V131H72ZM71 133V134H72ZM144 133V132H143ZM175 133V132H174ZM231 133V132H230ZM65 134H67L68 135V133L66 132ZM64 134V135H65ZM101 134V135H100ZM130 134H132V131H131V133ZM177 134V135H178ZM225 134V135H224ZM57 135V136H56ZM64 135H63V137H64ZM66 135V136H67ZM99 135H100V137H99ZM148 135H151L152 136V139H151V137L150 136H148ZM156 135V136H155ZM175 135V134H174ZM139 136V135H138ZM137 136V137H138ZM160 136V137H159ZM182 136H183V134H182ZM220 136V137H221ZM230 136V135H229ZM150 137V138H149ZM157 137H159V140H158V138ZM173 137H175L174 139H173ZM180 137H181V135H180ZM179 136H178V140L179 139H181ZM238 137V138H239ZM104 138V137H103ZM107 137H105V139H106ZM116 138H114L113 139V143H114V141H115V139ZM144 138V137H143ZM155 138H157V139H155ZM236 138V139H235ZM253 138V137H252ZM92 139L93 138H91V140L89 139V142L90 143H94L95 141V139H93V141L94 142H92ZM134 139V140H133ZM137 139V138H136ZM138 139H139V137H138ZM137 139V140H138ZM151 139V140H150ZM153 139H155V143H154V141H152ZM120 140V141H121ZM133 141L132 143L133 144H131V142H128V143H130L131 144V146H130V144H128L127 143V141ZM181 140H183V138L181 139ZM181 140H179V141H181ZM219 140H222L221 138H219L217 141H219ZM230 140V141H229ZM233 140V141H232ZM104 143H103V142ZM107 141V140H106ZM140 141H141V139H140ZM144 141V139L140 142L141 143V145H142V142ZM146 141V140H145ZM229 141V142H228ZM232 141V142H231ZM240 141V142H239ZM245 141V142H244ZM98 142V141H97ZM147 142V141H146ZM150 142V143H151ZM195 142H199V143H195ZM217 144H216V143ZM224 142V141H223ZM223 142H222V144H221V141H219V144H220V146H222L223 145ZM226 142V141H225ZM232 144H231V143ZM251 142V141H250ZM263 142V141H262ZM69 143V144H70ZM107 143H109V142H107ZM114 143V144H115ZM137 143V142H136ZM143 143H145V142H143ZM239 143V144H238ZM68 144V145H69ZM146 144V143H145ZM191 144V146H190V148H188V146ZM231 144V145H230ZM262 144H264V142L262 143ZM28 145L29 146H34L35 147V152H32L30 155H26V150H27V147H28ZM123 145V147H119V146H122ZM132 145H133V147H132ZM147 146H143V147H148V144H146ZM194 145H196V147H194L192 150L194 151H192V150H189V149H191L192 148V146H194ZM261 145V144H260ZM114 146V147H113ZM219 146V147H220ZM225 146L227 147V145H226V143H225ZM224 145H223V147H225ZM236 146V147H235ZM65 147H68V146H65ZM102 147H103V145H102ZM218 147V148H219ZM226 147L224 148V149H226ZM244 148V151H243V149H241V148ZM258 147H260V146H258ZM108 150V149H110V150H113V152L114 151H117L118 153H115L116 155H117V157L119 156V157H122V158H119V160L115 163V161L114 160H112V159H108L107 157H105V154H107L108 152H110V153H108L109 154V156H111L110 154L112 153L111 151H107L106 149ZM140 148V147H139ZM217 148V149H218ZM235 148V150H233ZM245 148H248L249 149V151H248V149H247V151H245ZM65 149V148H64ZM228 149V148H227ZM226 149V150H227ZM85 150V151H84ZM87 150H89V149H87ZM100 150H101V152L103 151V152H105V153H99L100 152ZM155 150H156V148H155ZM162 150V149H161ZM214 151V148L212 149L211 148V151ZM251 150V151H250ZM256 150V151H255ZM44 151V152H43ZM90 151V150H89ZM107 151V152H106ZM172 151H173V149H172ZM173 151V154L175 155V152ZM176 151V152H177ZM184 151H186V152H184ZM188 151V152H187ZM193 152L195 155H191V154H193V153H191V154H189V152ZM203 151V150H202ZM210 151V152H211ZM218 151V150H217ZM220 151V150H219ZM236 151V152H235ZM43 152V153H42ZM91 152H89V153H91ZM134 152V153H133ZM139 152V151H138ZM149 152V151H148ZM157 153H158V150L156 151ZM168 152V151H167ZM207 152H209V151H207ZM209 152V155H208V153H205V156L206 155H208L207 156V158L208 159H210L211 157H210V154L212 153H210ZM259 152V153H258ZM88 153V154H89ZM141 155H143L144 153L143 152H141V150H140V152H139ZM153 153L154 152H152V154L151 155H149V153H148V156H144L145 157V159H146V157H147V159H149V158H151L152 160H153V158L155 159V157H156V159H158V157L157 156H152L153 155ZM171 153V152H170ZM184 153H186V154H184ZM204 153H202V155H204ZM219 153V152H218ZM224 152H222L221 151V153H220V155H222ZM29 154V153H28ZM140 154H139V156H140ZM184 154V155H183ZM217 154V153H216ZM251 154V155H250ZM262 154H264V153H262ZM94 155V154H93ZM146 155H147V153H146ZM155 155V154H154ZM202 155H200V156H202ZM219 155V154H218ZM248 155V156H247ZM170 156H171V158H172V154H170ZM199 155H197V157H198ZM212 157H213V155H211ZM214 156H215V151H214ZM226 156H229V155H227V154H225V157ZM250 156H251V159L249 160V158H250ZM78 157H80L79 158V160H77V158ZM129 157H132V158H129ZM177 157V156H176ZM210 157V158H209ZM218 158V160H220L221 158L223 159L224 157L222 156H217ZM221 157V158H220ZM230 157V156H229ZM53 158H55V159H57V161L58 160H64V159H66V158H69V161H65L64 160V162H68V163H70V164H73V166L74 167H76L77 169H76V171L75 172H77V171H79V169H81V170H85L86 171V173H87V175H85V176H83V177H85V178H87L86 180H82L81 181V183H76V179L75 178H77V177H75V174L73 175V174H71V172L69 173V172H66V170H65V168L64 169H61L64 165H62V163L63 162H61V163H57V162H54L53 161ZM179 158V157H178ZM194 158L195 157H193L192 159L193 160H188L186 163H188L187 164V166H185V168L183 169V163H180V164H178L177 163V165H175V169H174V172H173V168H172V170H170L169 169V164H168V162L167 161H163V159H162V161L166 164H164L165 166L164 167H161V168H164L163 170H164V172H169V174H171L169 177H167V180H165V181H163L162 179L160 180V177L156 174V175H152V176H149V175H147V174H150L151 173V170H149V172H147V170H145L146 172H141V170L140 169H142L143 167L142 166H140V164H139V166H140V169H139V172L138 173H136L137 172V170H136V175L139 177V173L141 172V173H143L142 175H140L141 176V178H144V180H145V178H146V180H148V182H149V180H151V182H152V184H155V185H157L159 188H161L163 191L162 192H164V193H168L167 195L169 196L170 195V191L169 190H167V188H169L168 186H171V184L173 183V173L175 174V178H177L176 179V181L175 182H178V185H180V187L181 188H183L184 189V185H188V186H191L192 187V189H194L193 191H195V193H194V195H192L190 198H189V200L191 199L192 201H194V203L195 204H197V206H199V207H201V210H203L202 208H204V209H206V212L208 213V214H210L211 216H213V217H216V218H224L225 220H227V222L228 221H230V222H232L231 220H233V219H238L240 222L239 223H237L236 224V227L238 226V228H240V229H242V230H244V229H246V227L243 225V223H245V222H243V221H247L248 220V215H249V211H246V208L249 210V208H248V206H246V208L244 207V203H241L240 201V198L238 197V195L237 194H233L231 191H228L226 188H225V185H228V183L227 184H225L226 183V181L224 180V178H222V177H218V179H223V180H218L217 178V185H214L211 181V183H210V187L211 188H209V186L208 187H205V183H204V181H203V176H202V173H204L203 171H205L206 170V168L208 167L207 165V163H206V161L204 160V161H202L201 160V158H196L195 160H194ZM216 158V157H215ZM220 158V159H219ZM232 157H230V159H231ZM84 159V160H83ZM114 159H116L115 157H114ZM118 159V158H117ZM137 159V160H136ZM140 159H142V157L140 158ZM139 159V160H140ZM144 159V158H143ZM146 159V160H147ZM150 159V160H151ZM155 159V160H156ZM165 159V158H164ZM221 159V160H222ZM226 159L227 158H225V163L227 164V162H226ZM229 159V158H228ZM66 160H68V159H66ZM77 160V161H76ZM138 160V161H139ZM149 160V161H150ZM171 160V159H170ZM175 160V159H174ZM213 160V159H212ZM212 160H210L211 161V163H214V162H212ZM224 160V159H223ZM232 160V164H233V167H231V165H229V164H227L228 165V169H229V171L228 172H231V171H235V165H234V161H233V158L231 159ZM235 160H237V159H235ZM53 161V162H52ZM144 161V160H143ZM148 161V160H147ZM148 161V162H149ZM59 162V161H58ZM222 162V166L224 165V168L222 169V170H224V171H226V170H228L227 168H226V166H225V164H223L224 162L223 161H221ZM237 162H238V160H237ZM68 163L65 165L66 167H67V165H68ZM152 163V162H151ZM150 163V164H151ZM171 163V162H170ZM173 163H175V161L173 162ZM239 164L241 163L240 161L238 162ZM238 163L236 164V165H238ZM59 165V169L57 170L56 168H57V166ZM63 164H65V163H63ZM96 165V167H90V165ZM135 164H137V163H135ZM137 164V165H138ZM141 164H143L142 163V160H141ZM149 164V165H150ZM182 164V165H181ZM34 165V164H33ZM56 165V166H55ZM60 165H62V167H60ZM128 165V164H127ZM130 165V164H129ZM144 165V164H143ZM7 166H6V170H7ZM55 166V167H54ZM64 166V167H65ZM131 166H132V164H131ZM130 166V167H131ZM139 166H138V168H139ZM156 166H158L157 164H156ZM183 166V167H182ZM213 166H215L214 164H213ZM242 165L240 164V167H241ZM79 167V168H78ZM136 167V166H135ZM210 167H212L211 165H210ZM210 167H209V173H211V172H213L212 171V169H211V172H210ZM217 167V169L219 170V166L217 165L216 166ZM216 167H215V169H214V167H213V170L214 171H216V173H218V171H217V169H216ZM137 168V167H136ZM137 168V169H138ZM222 168V167H221ZM237 168V167H236ZM72 168L70 167V169L69 170H71ZM131 169L133 170V168L131 167ZM144 169H146V168H144ZM148 169V168H147ZM205 169V170H204ZM226 169V170H225ZM244 169V168H243ZM75 170V169H74ZM62 171V172H61ZM4 172V173H3ZM30 172H31V167L29 166L28 167V174H29V177H31L32 175H33V172H32V175L30 174ZM241 172V171H240ZM36 174H37V170H36V172H35ZM77 173H81V172H77ZM134 173V174H135ZM140 173V174H141ZM147 173V174H146ZM206 173H207V171H206ZM214 173V172H213ZM220 173V172H219ZM218 173V174H219ZM224 173H226V172H224ZM236 173H239V171L237 170V172ZM208 174V173H207ZM231 174V173H230ZM9 175V174H8ZM225 175V174H224ZM229 174H227V176H228ZM238 176L240 175V173L239 174H237ZM5 176H6V173H5ZM137 176H136V178H137ZM144 176V177H143ZM8 177H10V176H8ZM135 177V176H134ZM151 177H152V179H151ZM39 178V177H38ZM212 178V177H211ZM11 179V178H10ZM78 179V178H77ZM8 180H9V178H8ZM138 180H140V179H138ZM205 180H207V178L205 179ZM244 180V179H243ZM130 181V180H129ZM168 181H171V183L170 182H168ZM213 181V180H212ZM219 181V182H218ZM240 181V183H241V181L242 180H239L238 179V182ZM131 182V181H130ZM223 182V183H222ZM252 182H253V180H252ZM5 183H7V182H5ZM67 183V184H66ZM144 183V182H143ZM239 183V184H240ZM149 184H151V183H149ZM165 184V185H164ZM170 184V185H169ZM175 184V183H174ZM212 184V185H211ZM252 184V183H251ZM250 184V185H251ZM254 184V183H253ZM252 184V185H253ZM132 185H134V186H132ZM138 185H139V183H138ZM177 185V186H178ZM251 185V186H252ZM137 186V185H136ZM213 186V187H212ZM238 186H241V185H238ZM249 186V185H248ZM250 186V188H252V189H250V188H248V187H245V188H243V190L245 191V193H247L249 196H253V200H252V203L255 205V209H254V219H255V221H256V227H257V229L260 231V232H264V196H262L261 194H259V193H257V191H260V190H256V188L254 189V186H252L251 187ZM65 187V186H64ZM147 187V186H146ZM176 187V186H175ZM148 188V187H147ZM63 189V188H62ZM160 189V190H161ZM171 189H173V187H171ZM177 189V188H176ZM183 189H182V191H183ZM147 190V189H146ZM154 190H156L155 188H154ZM180 189H177L174 193H176V192H178L179 194H180V191H179ZM191 190V189H190ZM6 191V190H5ZM147 191H149V190H147ZM159 191V190H158ZM158 191H156V192H158ZM165 191H167V192H165ZM188 191V190H187ZM3 192H4V189H3ZM8 192V191H7ZM7 192H5V193H7ZM60 192L62 193V191L60 190ZM146 191H144V193H145ZM150 192V191H149ZM154 192V191H153ZM161 192V191H160ZM162 192H161V195H162ZM173 192V191H172ZM191 192V191H190ZM147 193V192H146ZM145 193V194H146ZM236 193V192H235ZM63 194V193H62ZM151 194V193H150ZM166 194H164V196H165V199H166ZM0 195H1V193H0ZM4 195V194H3ZM53 195V196H54ZM183 195V194H182ZM52 196V197H53ZM160 195H158V197H159ZM164 196H163V198H164ZM167 196V197H168ZM177 195H175V197H176ZM3 197V196H2ZM2 197H0V199L2 198ZM143 197V198H142ZM157 197V196H156ZM161 197V196H160ZM174 197V196H169L168 198L169 199H172V198ZM185 197V196H184ZM147 198V197H146ZM154 198V197H153ZM179 198H180V200H181V196H179ZM187 198V199H188ZM160 199V198H159ZM173 199H175V198H173ZM4 200V199H3ZM49 200V199H48ZM155 200V199H154ZM142 201L143 202H145L146 203V205H143L142 204ZM161 201V200H160ZM168 201H170V200H168ZM172 201V200H171ZM170 201V202H171ZM178 201H179V199H178ZM182 201V200H181ZM5 202V203H4ZM4 202H2V200H1V202H0V264H53L52 262L51 263H49V261L47 260V256H46V254H44V252L46 251L44 248H40L39 247V244H41V242H39V244H37V240L34 238V236L32 237L31 235H29V233L28 232H26V231H28V230H26V229H21L20 228V230L16 233V226H15V229H14V227H13V224H12V222L13 221H11L12 220V215H13V209H12V207L10 206V205H7L6 204V201H4ZM58 202H56V203H58ZM155 202V201H154ZM169 202V203H170ZM173 202V204H175L174 203V200L172 201ZM171 202V203H172ZM55 203V204H56ZM78 203H79V205H80V209L79 208H77V207H75V205H78ZM147 203H149L150 205H148ZM46 204H48V201H46ZM46 204H44V205H46ZM162 204V203H161ZM176 204H178V203H176ZM175 204V205H176ZM148 205V206H147ZM57 206V205H56ZM158 206V205H157ZM185 206V205H184ZM183 206V208H185ZM177 207V206H176ZM179 207H181V206H179ZM179 207H178V209H179ZM55 208V207H54ZM53 208V209H54ZM182 208V209H183ZM186 208H187V206H186ZM194 208V207H193ZM188 209V208H187ZM196 208H194V211H196L195 210ZM143 211L144 212V216L143 215H141L140 213V211ZM180 210H181V208H180ZM55 211V210H54ZM53 211V212H54ZM174 211V210H173ZM179 211V210H178ZM186 211V210H185ZM188 211H192V209L191 210H188ZM204 212H205V210H203ZM203 211H202V213H203ZM187 213V212H186ZM177 214V213H176ZM200 214V213H199ZM51 215V214H50ZM202 216H204V215H202ZM47 217V216H46ZM190 217V218H191ZM200 217V216H199ZM205 217V216H204ZM207 217V216H206ZM206 217H205V219H204V221L205 222H203V223H208V222H206L207 220H206ZM177 218V219H176ZM185 218H187V219H185ZM201 218V217H200ZM233 218V219H232ZM202 220H203V218H201ZM164 220V221H163ZM197 220H199V218L197 219ZM188 221H190V220H188ZM187 221V222H188ZM44 222V221H43ZM186 222V223H187ZM199 222V221H198ZM198 222H196V224L198 223ZM202 221H200V223L199 224H202L201 223ZM190 223H192V222H190ZM193 223H195V222H193ZM211 223V222H210ZM209 223V224H210ZM208 224V225H209ZM40 224H38V226H39ZM194 224H192V226H193ZM210 225H212V224H210ZM40 226H42V225H40ZM207 226V225H206ZM200 227V226H199ZM187 228V227H186ZM36 229V228H35ZM212 229H214V228H212ZM237 229V228H236ZM4 230V231H3ZM16 230V231H15ZM37 230V229H36ZM168 230V231H167ZM173 230V229H172ZM1 231L3 232V234L1 233ZM203 231H204V233H203ZM218 231H219V229H218ZM33 232L35 233V230H33ZM32 232V233H33ZM37 232V231H36ZM165 232H167L166 233V239H162L161 237H162V235L164 236V233ZM211 232H213V231H211ZM209 233V235L208 236H210V238H211V236H212V233ZM222 232V231H221ZM221 232H220V235H221ZM39 233V232H38ZM84 233H86V235H84ZM168 234V235H167ZM222 234L224 235L225 233L224 232H222ZM38 235V234H37ZM36 235V236H37ZM197 235V236H196ZM206 235H207V233H206ZM214 235V234H213ZM218 235H219V233H218ZM220 235H219V237H220ZM189 236V237H188ZM39 237V236H38ZM42 237V236H41ZM41 237L39 238V239H41ZM188 237V238H187ZM205 237H207V236H205ZM213 237H215V236H212V239H213V243H216V242H219L218 240L219 239H217V236H216V238H213ZM88 238H90L89 239V241L87 240ZM116 238V239H115ZM177 238V239H176ZM187 239H189V240H187ZM199 239V240H198ZM207 239H209L208 237H207ZM215 239H217V241H215ZM220 239H223V238H220ZM192 240V239H191ZM204 240V239H203ZM203 240H201V241H203ZM117 241V243H113V242H116ZM180 241V242H179ZM201 241H199L198 243H200V245L202 244L203 246H204V244L203 243H201ZM225 241V240H224ZM223 241V242H224ZM228 241H229V239H228ZM227 241V242H228ZM231 241V240H230ZM229 241V242H230ZM197 242H196V240H195V242L194 243H196L197 244ZM232 242V241H231ZM193 243V244H194ZM43 244V243H42ZM209 244V246H212L211 245V242L210 243H208ZM229 244H232V243H229ZM56 245V244H55ZM198 246V244H197V246L194 244V247L192 246L191 248H190V251H188V253H192V254H194V252H195V254H194V257H191V258H189V260H190V263L192 262V260H193V262H192V264H194V262L195 261H197V260H194L195 259V257H196V259H198V261L197 262H199V260H200V262L202 263V261H206V259H209V257H205L204 259L203 258H199L201 255H203L204 253H203V251L207 248L206 246L203 248V250H201V251H199L200 252V254L197 252V251H195V249L194 248H196V247H201V246ZM205 245H207V243H206V241H205ZM214 245V244H213ZM216 245V244H215ZM218 245H219V243H218ZM233 245V244H232ZM208 246V245H207ZM221 246H222V243H221ZM221 246H219L220 248H222L223 250L225 249V248H227V247H224L225 245H223V247H221ZM230 246V245H229ZM52 247V246H51ZM50 247V248H51ZM213 247V246H212ZM218 246H217V249H220ZM192 248H193V250H192ZM215 248V247H214ZM182 249H184L183 251L184 252H182ZM187 249V250H186ZM196 249H198V248H196ZM191 250H192V252H191ZM206 250H208V248L206 249ZM209 250H213V249H209ZM227 250V249H226ZM216 252L218 251H220V250H215ZM227 251H229V250H227ZM54 252L52 253V254H54ZM215 252V253H216ZM218 252H217V254H218ZM225 252V251H224ZM203 253V254H202ZM208 252H206V254H207ZM212 253V252H211ZM222 253H223V251H222ZM221 253V254H222ZM200 255V256H198V255ZM206 254H204V255H206ZM210 254V253H209ZM213 254H214V251H213ZM224 254V253H223ZM227 254V253H226ZM228 254H229V252H228ZM190 254H188V256H189ZM203 255V256H204ZM208 255V254H207ZM220 255V254H219ZM84 256H86L85 258H84ZM198 256V257H197ZM202 256V257H203ZM209 256H211L212 257V255H209ZM225 256V254L222 256H220V257H214L213 259H209L210 260V263L212 262V263H214V264H257L258 262H257V260H256V258H254V259H251V257L249 256V255H242V253H241V251H240V253L239 252H236L232 257H224ZM188 258H187V261H188ZM203 259V260H202ZM202 260V261H201ZM209 260L207 261V264H210L209 263ZM59 262H60V260H59ZM86 262V261H85ZM199 262V263H200ZM61 263V262H60ZM61 263V264H62ZM196 263V262H195ZM86 264V263H85ZM198 264V263H197ZM259 264V263H258Z\"/></svg>",
	"mask_w": 264,
	"mask_h": 264
},
{
	"label": "rangeland",
	"instance_id": "2",
	"mask_svg": "<svg viewBox=\"0 0 264 264\" xmlns=\"http://www.w3.org/2000/svg\"><path fill=\"white\" fill-rule=\"evenodd\" d=\"M32 1V2H31ZM34 1H36V0H34ZM72 1V0H71ZM74 2H76L77 0H73ZM79 1V0H78ZM92 1V0H91ZM91 1H89V3H88V0H87V3L86 2H83V4H82V2H81V6H83L84 4V8L85 9H87L89 6H91L92 8H93V3L91 2ZM93 1H96V0H93ZM121 1V0H120ZM126 1V4L129 2V1H127V0H125ZM134 2V6L135 7H138V4L140 5L141 3H142V5L144 4V2H145V6H143L142 7V5L141 6H139L140 8H138V9H134L132 6V4L130 5L131 6V8H132V10L134 9L135 10V12H136V14L134 13V10L129 14L130 15V18L133 16V18H131V21H132V19H133V24H132V27H133V34H132V40H135V42H137V45H136V43H134L133 44V46L134 45H136V48H138V53L139 52H142V53H139V54H135V53H137V52H135L134 54L135 55H131V59H132V62H131V59H130V62L131 63H134V65H132V68H131V66L129 67V65H128V63L126 62V61H128V58H127V56H126V58H125V56L121 53V55H120V53H118V50H117V48L115 47V46H112V45H110L109 43H107L105 40H103L102 38H100V36H94V38L93 39H95L97 42H99L100 44H102V45H104L105 47H106V49H107V51L109 52L108 54H104L103 53V50H105V49H103V48H101L102 50V53H101V51L100 50H98V53L101 55L100 56V58L101 57H103L104 59H101L100 60V58L98 59V56L96 55V57L94 56V58L92 57V52H93V49H92V47L89 45V44H85L84 42H82L83 40H81V42H82V44H81V42H79L80 40L79 39H77V41H75L74 40V38H69V39H72V40H70V42H65V40L64 39H68L67 38V36L66 35H69L68 33H70V34H73V30L72 31H70L71 29H69V27L71 26V25H73V20H74V22H77V18H76V15H75V13H72V9H71V7H68V6H62V5H65L64 3H61L62 5H56V7L53 5V4H48V5H44L43 6V9L44 10H50V14L48 13V12H46V14L44 15V17L43 18H45L44 20L43 19H39L38 17H37V19H36V16H34L33 17V15L35 14L36 15V13L37 12H39V10H41L42 9V6L40 7V9L38 8V10H36L35 11V7L32 5L31 7H33V10L35 11L34 13L32 12V14L30 15V12L31 11H27V12H24V8H22V6L19 8V7H17V8H13V9H11V8H9L10 10H6L5 11V15L8 13V16L10 17V19L8 18L7 19V17L5 18L6 20H11L10 21V23H9V21H8V23H9V27H11V29H9V33H11L10 35L9 34H7L6 36H4L6 39L5 40H3L2 38H1V40H0V48L1 47H5V49H6V59L7 60H11L10 62L12 63V65L10 66V72L11 73H13V74H18V75H20L21 76V79H27V82H29L30 81V79H31V81L30 82H32V84L37 88V90L40 92V94H41V96H42V99H47L48 101H47V103H48V108H47V110H46V112L48 113V114H51L53 117H55L56 119H59V118H61V117H63V115H62V111H61V108H59V102H58V97L56 96L57 94H53V92H51V88L50 87H48V84H47V81H43V80H38L37 78V80L34 78H31L32 76L31 75H33V77H37V73L35 74V73H33V69L31 68V67H33L34 68V72H35V70L36 71H41L42 70V68L45 70V68L47 67H43V62L44 63H46L49 67H51V63H52V61H53V59H51V57H50V55H49V53H48V51L45 49V48H43V47H41V49H37V51H35V52H27L26 50H25V48L23 47L24 45H22V44H20L21 43V40H20V42H19V40H18V38H19V36H18V34H16V31H11V30H14L13 29V23L16 21V19H17V21L19 20L20 21V19H21V23H24L23 24V27H24V30H23V34H24V36H26V37H29L31 34H32V36H34V34H36L37 35V33H41V31L42 32H44V28H47V27H44L45 25L44 24H48L49 26H50V30H51V32L49 31L48 32V34L47 33H45L47 36H48V38L49 39H51L50 40V44H51V42H53V44L54 45H60V46H62V43H63V45L65 44V45H70L71 43H73V45L76 47V46H78V47H76L75 49H72V48H74V47H72V46H69L68 47V50L70 49V51H72L73 52V56H75L76 55V53H77V55H76V57H75V59H77L78 60V58H79V60L80 61H82V62H91V60H92V58L93 59H96V61L94 60L93 62H91L90 64L92 65V68L94 69L93 71L94 72H91V71H89V72H91V73H95V75H97V73H98V75H99V77H101L102 79H106L105 77L107 76V75H110V73H106V71H105V69H103V66H105L106 67V65H107V57H108V55H111V56H113V61L115 62V64H117V66H115L116 67V72L118 73L117 74V77L118 78H116V79H118L117 80V84H115L116 86L118 85V87H120V88H122V90L120 89V90H117L116 89V94H113V95H120L122 98H124L125 97V99L127 98V94H128V98L130 99H126V102H124L125 100H123L122 99V101H121V103H120V100L119 101H116V99L114 100V101H116L115 103H116V106L114 105V102H113V106H111L112 105V103H111V105H109V106H111L110 108L111 109H113L112 111H113V113H115L116 114V111H117V114H116V116L117 117H120V120L122 119V116H124V118L122 119L123 121L120 123V122H117V121H120L118 118H116V119H118V120H116V123L115 124H117L116 125V128L114 127L115 126V124H111L112 125V127H110V126H106V123L104 124V123H102V121L101 120H98V119H100L98 116V114H96V113H92L91 114V118L94 120V122L97 124V125H100V130H101V134L102 135H104L103 137H100V135H99V137H100V139L101 140H104V142H106V145H107V148L108 147H110V148H112L111 146L112 145H110L111 143V141H112V144L113 145H115V147L114 148H116V149H119V148H117L116 147V140H118L117 141V144H123L124 145V143L126 142V140H124V139H117L116 138V136H120V133H121V131H122V133H123V131L125 130V127H126V130L129 132V126L127 125V124H133V126L136 128H134V132H135V130H137V132L138 133H135L134 135H133V130L131 129V131H132V134H130L131 133V131L129 132V135H131L130 136V139L129 140H132L131 139V137L132 138H134V136L135 135H139L138 137H139V139H138V137L136 136V138L138 139H136L135 138V142H134V145H135V148L133 147V145H132V147L133 148H131V150L133 149H135V150H137V152H135V150H134V154H133V156L132 157H134V156H136V155H138V156H136L137 158L138 157H142V159H140V158H138V160L137 161H132V162H127V163H125V165L126 166H128L129 168H130V173L132 174L131 175V177H129L128 175H126L127 177H125L124 179L125 180H127L128 181V183H129V185L130 184H134L135 185V183H136V185H135V189L136 190H138V191H140V192H142L143 191V193H141V195L142 194H144L143 196H144V198H145V200L147 201V200H149V203L151 202V205L149 204V203H147L148 205H150L151 207L153 206L152 204L154 203V210L156 209H161V214H162V211H165V210H168V209H170V211H172L176 216H177V218H183L184 216L182 215V213H184V214H187L186 215V217L188 218V216H190V214H192L193 212L195 213H193L192 215L193 216H195L196 218H195V221L193 220V218L191 217H189V219L188 220H190V221H186L185 222V220H183L184 222L182 223V220H180V222H177V221H179L177 218V221H175L176 223L175 224H170V223H166L164 220V223L165 224H167V225H169V229H170V232H174V231H176V232H178V230H179V232L177 233V236H179V235H182L183 233H184V231L186 232V231H188L189 230V224H191V229L189 230V232H192L191 230H192V228L196 231V226H197V230H198V236H199V234L200 235H202L201 233V230H199L202 226V230H204L206 233H207V235H206V233L204 234L205 236H207L209 239H207V237H205V236H203V238H201L202 236H199L200 238H201V240H203V241H201V240H199V241H201V243H203L204 244V246L201 244L200 245V243H198L197 242V239H195V234H194V236L193 235H191L192 237H190L189 239H187V240H189V241H191V243H192V241H194L195 242V240H196V242H197V244H198V246L200 245L201 247L199 248V247H196V248H198V249H196V248H194L195 249V251H197L199 254H200V252L199 251H201V250H203V248L206 246L207 248H208V250H204L203 251V253L204 254H206V252H208L206 255H204L203 253V255H198V256H200L199 258H207V257H209V259H213L214 257H220L221 255L223 256L224 254H225V256L224 257H232L236 252H239L240 253V251H241V253H242V255H249L250 257H251V259H254V258H256V260H257V262L259 263V264H264V232H260L258 229H257V227H256V221H255V219H254V209H255V205L252 203V200H253V196H249L247 193H245V191L243 190V188H245V187H248V188H250V186L252 185V186H254V189L256 188V186H258V185H256V183H257V181L251 176L250 177V175L248 174V171H246V169H245V167H244V165L242 164V160H240V159H238V156H236V154L234 153V152H232V153H230L231 152V150H232V141L234 140V138H232L231 136H232V131H231V125H233V124H235V126L237 125L236 123V121L241 117L240 115H236L235 116V114L236 113H230L231 111L233 112V110H234V106L235 105H233V107L231 106L232 104V102L233 101H235L234 100V95L232 94V93H230V92H232L231 91V89H237V91H236V93H237V95H238V92L241 94V92H242V94H243V92H245L244 94H247L248 96L249 95H253L252 94V90L254 89V86L256 85V84H258V83H260V82H258V81H264V79L262 80V78H263V76H264V67L262 68L263 69V75H260L261 73H262V69L260 68L259 69V66L260 67H262L261 65L263 64V66H264V33H262L263 31H264V29L262 30V32H261V30L258 32V27H257V29H256V27H254V26H252V28L250 27L251 25H249L248 26V24H246L245 25V27H243V26H241L240 24H237L236 22H235V20L234 19H232V17H231V14H229L228 12H226V11H216V10H218V7H219V4H218V2H216V0H210L211 1V3H210V5H207L206 3H204V1L203 0H171V2H168L169 4H167L166 3V6H167V9H169V10H171V11H169L168 12V10L166 9V7L164 8L163 6L165 5V2H164V0H155V2H154V0H144V2L142 1V0H130V2ZM149 1V2H148ZM236 1V3H239L238 1H241V0H235ZM234 1V2H235ZM253 1V0H252ZM251 0H242V2H240L239 3V5L240 4H242V7L246 10V12H250L251 10H253L254 8L256 9L257 7H253L255 4L254 3H252V4H250L251 2H252ZM259 1V3H257ZM256 0V2L255 3H257L256 5H260V4H262L263 3V0ZM30 2V3H29ZM29 5H31L32 3H34L33 2V0H29ZM90 2L92 3V4H90ZM97 2H98V0H97ZM138 2V3H137ZM141 2V3H140ZM148 2V3H147ZM150 2H152V3H150ZM156 4H154V3ZM178 2V3H177ZM262 2V3H261ZM137 3V4H136ZM172 3V4H171ZM102 4H103V2H102ZM147 4H150L149 6H147ZM246 4H247V7H246ZM51 5V6H50ZM69 5V4H68ZM88 7H87V6ZM97 5L99 6V5H101V1H100V3H97ZM129 5V4H128ZM152 5V6H151ZM157 6V7H154V6ZM249 5H250V7H252V8H250L249 7ZM47 6H49V7H47ZM53 6H54V8L55 9H51V8H53ZM61 6V7H60ZM70 6V5H69ZM147 6V7H146ZM159 6V7H158ZM11 7V6H10ZM30 7V6H29ZM28 6H27V8H29ZM46 7V8H45ZM60 7V8H59ZM64 7V8H63ZM146 7V8H145ZM154 7V8H153ZM170 7V8H169ZM7 8V9H8ZM35 8V9H34ZM59 9V11L60 10H63L64 11V13H62L61 15H60V12H56L58 9ZM70 10H68V9ZM142 8V9H141ZM151 8V9H150ZM163 8V9H162ZM17 9V10H16ZM139 9H140V12L143 10V9H145V11L144 12H137V11H139ZM150 9V10H149ZM156 9V10H155ZM248 9H251V10H248ZM254 9V10H255ZM15 12H14V11ZM22 10H23V12H24V15H21V13H22ZM44 10H42V12L44 11ZM68 10V11H67ZM88 10V9H87ZM146 10H147V12L148 11H150L149 13H147L146 12ZM160 10H162V11H160ZM165 10V11H164ZM248 10V11H247ZM19 11V12H18ZM20 11H21V13H20ZM90 11L91 12H93L92 10H89V13H90ZM164 11V12H163ZM154 12V13H153ZM254 12V11H253ZM255 12H258L259 13V15L257 16V17H259L258 19L260 20L259 22H261L262 21V18H264V16L262 15V13L264 14V11L263 10H257V11H255ZM262 12V13H261ZM10 13H11V16H10ZM29 13V14H28ZM40 13V12H39ZM133 13L137 16L136 18H135V15H133ZM137 13H139V15L137 14ZM143 13V14H142ZM150 14L151 13V19L150 18H147V15H145V14ZM152 13L154 14V15H152ZM167 13V14H166ZM171 13V14H170ZM257 13V14H258ZM16 16H15V15ZM23 14V13H22ZM42 14H44V13H42ZM41 14V15H42ZM52 14V15H51ZM55 14V15H54ZM67 15V17L69 18V20H72L71 21V23L72 24H67V23H63V21L61 20L62 18H63V16L62 15ZM158 15V16H160V17H162L163 18V20L165 21V23L163 22V24L164 25H162V23H160V22H162L161 20H159V17H158V19L156 18L157 16L156 15ZM175 14H176V16H175ZM0 15H1V17H0V28L2 27V28H6V27H3L4 25L3 24H7V21L6 20H4V18H3V16H2V14L0 13ZM15 17H14V16ZM28 15V16H27ZM75 15V16H74ZM132 15V16H131ZM142 15L144 16V17H146V19L148 20V19H150V22H149V20L147 21H145V23L146 22H148L149 24L152 22H154V24H155V26H156V28L154 27V29L152 28V26H150L148 29H149V31H148V29L147 28H143V30L145 29V31L143 32V31H139L140 30V27H142L143 25H142V23H140L139 22V20L137 19V18H139V16H140V18H142ZM179 17H181L180 19L178 18V16ZM261 15H262V18H261ZM153 16H154V19H153ZM205 16H206V18H205ZM16 18V19H14V18ZM18 17V18H17ZM143 17V18H144ZM148 17H149V15H148ZM199 17H201L200 18V20H199ZM50 18V19H49ZM129 18V19H130ZM161 18V19H162ZM168 18V19H167ZM204 19V20H201V19ZM25 20V21H23L22 22V20ZM34 19H36V20H34ZM145 19V18H144ZM171 19V20H170ZM173 19V20H172ZM178 19V20H177ZM187 22V24H190L191 25V29H190V31L189 30H187L186 28L188 27L189 28V26H186V28H185V24L186 23H184L183 21L184 20ZM15 20V21H14ZM31 20V21H30ZM39 20V21H38ZM60 20V21H59ZM140 20H142V19H140ZM152 20H154V21H152ZM156 20H157V22H159V24L156 22ZM170 22H168V21ZM183 20V21H182ZM6 23H5V22ZM14 21V22H13ZM15 22V24L16 23H19V21L18 22ZM143 21V22H144ZM167 21V22H166ZM256 21V20H255ZM27 22L29 23L30 22V24H28L27 25ZM35 22V23H34ZM44 23V24H42L43 26L42 27H44L43 29L41 28V23ZM178 22V23H177ZM181 22H183L184 23V25H180V24H183V23H181ZM209 22V23H208ZM259 22H257L256 23V25H260L261 23H259ZM264 22V19H263V21H262V23ZM12 23V24H11ZM31 23H33V24H31ZM78 23V22H77ZM138 23L140 24V25H138ZM147 23V24H148ZM158 25H157V24ZM214 23V24H213ZM259 23V24H258ZM14 24V25H15ZM136 24H137V26H138V28H137V26H136ZM252 24V23H251ZM30 25V26H29ZM31 25H34V26H32L31 27ZM39 25V26H38ZM67 25V27L68 28H65L64 26H66ZM151 25H153V24H151ZM165 25H166V30H170L171 31V29H172V31L174 30V32H175V34L173 33V35H172V37L175 39V41L174 42H178V41H181L180 42V44H181V47H180V50H179V43H177V48H175L174 47V43L172 44L171 43V46L172 47H174L173 49H174V51H176L174 54H172V53H169L168 51H170L171 50V48L170 49H168V53L166 54V52H164V51H166L165 49H166V47H165V49L163 48H161L162 50H160V51H162L163 52V54H161L158 50L160 49V46L158 47V49L156 48V45H159L158 43L156 44V42L158 41V42H160L161 40H163V42L165 41V38H163V36H164V34H166V33H164V30L162 31L161 29L164 27L165 28ZM180 25V26H179ZM7 26H8V24H7ZM184 26V29H186L187 31H183V29H182V27ZM27 27V28H26ZM31 27V28H30ZM33 27H39V29L41 30H38L37 28H33ZM160 27V28H159ZM162 27V28H161ZM178 27V29H176ZM179 27H181V28H179ZM221 27V28H220ZM71 28V27H70ZM158 28L161 30L160 31V33H161V35H162V38H161V40H160V38L158 37L157 38V35H159L160 33H159V31H158ZM195 28V29H194ZM7 29V30H8ZM138 29V30H137ZM155 29H157V32H158V34L157 33H154V34H151V30H155ZM192 29H193V31H192ZM229 29V30H228ZM31 30H32V32H34V33H32L31 32ZM36 30H38L37 32H36ZM46 30V29H45ZM55 30V31H54ZM142 30V29H141ZM177 30L179 31V30H182V31H179L178 33L179 34H181L180 35V37L179 38H177L175 35L177 34ZM231 30V31H230ZM232 30H233V33H232ZM11 31V32H10ZM26 31H28V32H26ZM40 31V32H39ZM89 31V30H88ZM138 32V33H140V36L138 37V33H136V32ZM169 31V32H170ZM192 33L191 35H193V34H195L194 32L195 31H197L196 32V35H198L199 34V32L201 31L202 33H204V34H206L205 33V31L206 32H210L208 35H210V36H208V35H202V36H205V39H211L210 41L211 42H213V44L215 45V49L214 48H212V52L210 51V49H211V47H209L208 45H206L207 44V42H203V40H201L202 42H203V44L199 41V43H198V41H197V45L196 46H198L197 48H195V50H193L194 49V47L195 46H193V45H195V44H193L192 43V40H193V38L195 37V39H196V37H199V36H196V35H194V36H192V38H191V43L189 44H187V45H185V42H187L188 41V39H186L185 40V38H186V36L188 37V36H190V33ZM204 31V32H203ZM224 31L226 32V33H224ZM227 31H230L229 33L230 34H228V32ZM239 33H238V32ZM146 32H149L148 34H147V36L149 37V36H154L155 38H157L156 40H155V38L153 39L152 37H149V39L150 38H152L153 39V41H151V40H149V42H150V44H151V42H153L152 44V46H154V48H152V46H151V48H150V50L149 51H151L153 54H155V55H157L156 54V51H158V55L157 56H155V55H153V54H151V56H149L150 55V53L147 51L149 48L147 47V46H149V45H145L144 43H143V41H144V38L142 39V36H141V34L143 35L144 33H146ZM182 32H184L183 34H182ZM200 32V33H201ZM134 33H136V35H137V38H139V39H137L136 37H133V35H135ZM167 33H168V31H167ZM258 33H259V35H258ZM169 34V33H168ZM167 34V35H168ZM248 34H250V35H248ZM12 35H13V37L15 36V39L17 38V40H15L14 39V41H13V38L11 39L10 38V36L12 37ZM18 37H17V36ZM60 35V37L58 38V37H56V36H59ZM178 35V34H177ZM200 35V34H199ZM166 36V35H165ZM207 36H208V38H207ZM143 37H144V35H143ZM169 37H170V34H169ZM168 37V38H169ZM171 37V38H172ZM48 38H47V41H49L48 40ZM56 38V39H55ZM99 38V39H98ZM136 38V39H135ZM146 39H147V37H145ZM182 38H183V40H185V41H183L182 40ZM200 38V37H199ZM54 39V40H53ZM193 40V42L195 41L196 42V40H198V39H196V40ZM201 39H202V37H201ZM240 39V40H239ZM247 39V40H246ZM11 40V41H10ZM46 40V39H45ZM79 40V41H78ZM154 40H155V42H154ZM66 41H69V40H66ZM145 41H147V40H145ZM171 41H173V40H170V38L169 39H167L164 43H170ZM209 41V42H210ZM247 41H248V43L250 44L249 46H251L252 48L251 49H253L252 50V52H251V49L248 47V43H247ZM78 42V43H77ZM134 42V41H133ZM133 42H129L130 44L131 43H133ZM148 41H147V43H149ZM211 42H210V44H211ZM75 43H76V45H75ZM140 43V44H139ZM161 43V42H160ZM176 43H175V46H176ZM18 44V45H17ZM130 44H128V46L130 45ZM144 44V45H143ZM183 44L187 47V48H185V46L183 47ZM213 44H211V45H213ZM81 45V46H80ZM109 45V46H108ZM132 45V44H131ZM130 45V48L128 47V46H125V49H126V51L128 50V49H131V46ZM190 47H189V46ZM202 45V46H201ZM205 45H206V47L209 49V51H210V53H208V50H206L207 48L205 47ZM214 45H213V47H214ZM216 45H217V51H216ZM147 48H146V47ZM200 46H201V48H200ZM248 47V49H246L247 47ZM168 47H169V45H168ZM190 48V49H189ZM202 48H206L205 50L204 49H202ZM225 48H228L227 49V51H223L222 49H225ZM245 48V49H244ZM257 48V49H256ZM132 49H134L135 50V48H133L132 47ZM141 49V50H140ZM156 49V50H155ZM175 49H178V50H175ZM188 49H189V51H191L192 53H193V51H195L196 52V54L199 56H197L196 55V57L197 58H200V59H197V58H195V56H194V58L192 57H190V54H189V52H188ZM67 50V52L68 53H66L68 56H69V51ZM75 50V51H74ZM78 50V51H77ZM183 51L184 50V52H186L187 51V53H185L184 54V52H180V51ZM204 50V51H203ZM218 50H220V51H218ZM257 50H259V51H257ZM80 51V52H79ZM129 51V54H132L133 52V50L131 51V50H128ZM127 51V52H128ZM132 53H131V52ZM223 52V54H222V56H220L221 54H219L218 52ZM229 51V52H228ZM241 53H240V52ZM243 51V52H242ZM76 52V53H75ZM78 52L80 53V54H78ZM84 53V54H82V53ZM144 52V53H143ZM171 52H173V50H171ZM200 52H202V55H203V52H204V54L205 53H207V56H206V54L204 55V56H206V57H202V55H201V53ZM217 53L216 55H218L219 54V56H216L215 55V53ZM221 52V53H222ZM225 52V53H224ZM22 53V54H21ZM89 53V54H88ZM94 53V52H93ZM179 53H180V55H179ZM191 53V54H192ZM214 53V54H213ZM228 53H229V55H228ZM238 53H240V54H238ZM246 53V54H245ZM20 55L18 58L19 59H21L22 60V65H21V63H20V61L21 60H19L18 58V60H16V56L17 55ZM86 54H87V56L89 55V58L88 57H86ZM124 54H126V52L124 53ZM145 54V55H144ZM166 54V55H165ZM178 54V55H177ZM194 54V53H193ZM200 54V55H199ZM232 54V55H231ZM234 54V55H233ZM22 55H23V57H22ZM78 55H80V56H78ZM103 55V56H102ZM107 57H106V56ZM136 55H139L138 56V59H137V57H136ZM146 56V58H144V57H142V56ZM163 55V57H161ZM174 55V56H173ZM181 55H183V56H186L187 58H189L188 59V64L187 63H183L184 61L182 60H180L177 56H181ZM188 55V56H187ZM210 55L212 56V57H210ZM226 55H228L229 57V61H228V58L226 57ZM230 55H231V57L232 56H234V58L232 57V59H234V60H232L231 59V57H230ZM239 55H241V57H238ZM10 56V57H9ZM32 56V57H31ZM72 56V57H73ZM130 56V55H129ZM155 56V57H154ZM169 56V58H167ZM178 58H176V57ZM182 56V57H183ZM210 57V59H213V61L212 62H210L209 64L207 63L208 62V60H207V62H206V59L207 58H209ZM216 56V57H215ZM25 57V58H24ZM28 59H27V58ZM31 57V58H30ZM70 57V56H69ZM84 57V58H83ZM136 57V58H135ZM151 57V58H150ZM163 58V59H161V58ZM166 57V58H165ZM173 57H175L174 58V61L172 62V58ZM185 57V58H186ZM202 57V58H201ZM219 57V58H218ZM223 57V62H225V59L227 58V62L229 63L230 62V59H231V64L229 63L228 64V68H230V71H228L227 69H226V63H225V65L223 66V68H224V70H226V73L224 74L223 72H225V71H222L223 70V68H221V65H220V63L223 65L224 63L223 62H221L220 61V63L218 62L219 61V59L220 60H222L221 58ZM236 57H238V58H240V61H239V59L236 61ZM11 58V59H10ZM13 58H15L14 60H13ZM53 58V57H52ZM144 60H143V59ZM149 58V59H148ZM153 58V59H152ZM158 59L159 61H160V59H161V64L163 65L164 64V66H165V69L162 67V65H160V63H159V61L157 62V63H159V64H157V66H156V63H153V66L155 65V67H149V63L150 62H153L152 60H154V62H155V59ZM171 58V59H170ZM216 58H217V60H216ZM83 59V60H82ZM84 59L86 60V61H84ZM90 59V60H89ZM141 59V60H140ZM151 59V60H150ZM193 59V60H192ZM209 59V61H211ZM78 60V61H79ZM89 60V61H88ZM126 60V61H125ZM134 60L137 62H134ZM171 60V61H170ZM185 60V59H184ZM190 60V61H189ZM195 60H197V61H195ZM205 60V61H204ZM15 61V62H14ZM25 61V62H24ZM34 61V62H33ZM37 63H36V62ZM106 61V62H105ZM148 63H147V62ZM196 63H195V62ZM234 61V62H233ZM239 61V62H238ZM32 62V63H31ZM39 62H42V64L40 65L39 64ZM97 62V63H96ZM103 62V64L105 63L106 65H101V67L102 68H98V66H100L99 64H101ZM179 62H181V64L179 63ZM185 62H187V61H185ZM194 62V63H193ZM201 64V66H202V64L204 65L203 67H201V66H199V67H201L202 68V70H200L201 72H199L198 73V71L196 70V71H192L191 69H192V67L190 68L189 66H193V70H194V65L196 64ZM206 62V63H205ZM237 62V66L235 65V64H233V63H236ZM244 62H247V63H244ZM79 62H77V64H78ZM81 63V62H80ZM79 63V64H80ZM87 63H86V65H87ZM99 63V64H98ZM218 63H219V65H218ZM45 64V65H46ZM50 64V65H49ZM53 64V63H52ZM83 64V63H82ZM94 64H95V66H94ZM120 64H122V66H120ZM170 64H176L177 66H176V68L178 67V71H179V74H178V71H174L175 70V68H174V66L172 67V69H170V67H168ZM180 64V66H178ZM191 64V65H190ZM207 64H208V67H207ZM214 64V65H213ZM235 65V67L233 66V65ZM255 64V65H254ZM22 67H21V66ZM23 65H25V66H23ZM32 65H34V66H32ZM85 65V64H84ZM85 65V66H86ZM182 65H184L183 67H188V68H183L182 67ZM188 65V66H187ZM218 65V66H217ZM229 65H230V67H229ZM242 65V66H241ZM38 67V69H40V70H37V68H35V67ZM73 66V65H72ZM76 67H75V69H73L74 67H72L71 69H67V68H60L61 69V74L62 73H64V75L66 74V72H67V74L66 75H68L65 79L66 80H68V81H70L71 83L70 84H72V82L74 83V81H76V83H74V84H77L79 87H80V89L81 90H83V92L85 93L86 91H88L87 93H85V94H89V90H86V91H84L86 88H84V87H81V85H84V83L83 84H80L79 85V83H78V79L80 80L81 79V77H82V79L81 80H84V82H85V86L87 85L89 88H91V89H93V90H95L96 92H98L101 96L103 95V97H106V96H111L112 94H111V92H113V93H115L114 91H111L110 92V86H108L107 84H103L102 83V81H101V79H100V83H98V81H99V79L98 80H95V79H97V78H93L92 79V76L94 75H92L90 78L87 76L89 73L87 72V70H89V69H85L86 71L85 72H87L88 74L86 75V73H85V75L87 76V78H86V76L84 75V74H82V72L84 71L83 70V68L85 67V66H83V68H81V65H80V69H79V67L77 66V65H75ZM89 66V65H88ZM150 66H152V65H150ZM160 66V67H159ZM166 66H167V68H166ZM197 66V67H198ZM25 67V68H24ZM71 67V66H70ZM78 67V68H77ZM95 67H97L96 69H95ZM128 67L130 68V69H128ZM142 67H145V68H148L147 70H145V68L143 69ZM182 67V68H181ZM205 67V68H204ZM218 67V68H217ZM220 67V68H219ZM234 67V68H233ZM14 68L16 69V70H14ZM53 68V67H52ZM107 68V67H106ZM139 68V70H137V71H135L136 69H138ZM142 69V71H140L141 69ZM151 68V69H150ZM180 68L185 72V73H183V71L181 70L180 71ZM190 68V69H189ZM208 68H210L209 70H208ZM238 68V69H237ZM247 68L249 69V70H247ZM21 69V70H20ZM47 69V68H46ZM63 69V70H62ZM99 69V70H98ZM132 69V70H131ZM135 69V70H134ZM151 70V71H154V69H156L154 72V74H156L157 76H155L153 73H152V75L150 74L151 72H149L148 70ZM211 69H212V72H211ZM219 70V77H215V76H217L218 75V73H217V75H215V70ZM14 70V71H13ZM57 70H59V69H56V70H54V71H56V74L58 73V75H59V72L57 71ZM72 70H73V73H72ZM80 70L82 71V72H80ZM109 70V69H108ZM131 70V71H130ZM134 70V71H133ZM166 70V71H165ZM190 70V71H189ZM217 70H216V72H217ZM236 70H239V71H241L242 72V74H240V72L238 71H236ZM64 71V72H63ZM66 71V72H65ZM77 71H78V73L80 74H77ZM96 71H98L97 73H96ZM138 71H140L141 73L142 72H144V73H146L147 72V76H146V78H144L143 77V79H142V81L140 82L139 81V79H138V77L141 75H137L138 73ZM207 71H209L208 73H207ZM228 71V72H227ZM247 71V72H246ZM250 72V74H249V72ZM25 72V73H24ZM70 72V73H69ZM115 72V71H114ZM133 72H136V73H133ZM149 72V73H148ZM157 72V73H156ZM158 72H160L159 74H158ZM166 73L167 75L165 76V75H163L162 76V74L163 73ZM175 72H177L176 74L177 75H180V73H181V76L183 77L184 75H187V73H189V74H191L192 72H193V74H194V72H197L196 74L199 76V78H198V76L197 75H195L194 74V78H196L195 80H194V78L192 77V75L189 77V74L185 77V79L184 78H182L181 76V80L182 79H184L186 82H188L189 80H190V82H189V84H193L191 87H190V85L189 84H186V86H185V82H184V85L182 84V82H179L178 81V77L179 76H177V75H174L175 74ZM191 72V73H190ZM22 73V74H21ZM91 73H90V75H91ZM122 75V77H123V79L121 78V76H120V78H119V76L118 75H120V74ZM133 73V74H132ZM144 73H142V75H141V77L142 76H144V75H146V74H144ZM174 73V74H173ZM202 73H204L203 75H208V74H211V75H208L207 76V80L206 81H210L211 79H214V78H217L216 80V82L218 83V81L220 80H222L221 78L223 77V80H226L225 81V85H226V83L228 84L229 82L228 81H230V83L229 84H231L230 86H232V84H233V82H239V83H241L242 82V84L241 85H239V86H237L238 84H236V83H234V84H236L235 86H233V88H230V86H228L227 87V90L225 91V95L223 94H221V96H222V98H219L218 100H217V102H218V104H219V106H221V108H223V110L222 109H220V110H222V112H225L224 113V117H222V116H220V113H222L220 110H219V106H217L218 108H217V110L218 111H216L215 109L216 108H214V107H216L215 106V102H216V100L214 99L213 101H211V99H213V98H215V97H213L212 98V89L214 88V89H216V92H217V89L219 88L218 87V85L219 84H217V86L215 85L214 86V83L215 82H210V83H213V84H210V83H208V84H210L209 85V87H207L208 88V90H206V89H204V91H206L205 93H207V95L206 96H204V94H203V96H202V94H200V97H201V100H203V103L205 104V107H207L209 104H211V106H210V108H211V110L213 109L214 110V112L216 111V113H213V110H212V113H211V111H209V114L211 115H209L210 117H211V121L212 122H217V120L219 119H221L220 121V125L217 123L216 125L214 124V126L213 125H211L210 127H209V129L211 130H213L214 128H216V130H217V128H218V126L217 125H219V128H218V131H219V129H220V131L219 132H223V131H225V129H227V127L229 126L228 124H231L229 127H228V129H227V133H225L226 135H227V137L229 138V137H231L233 140L230 142L231 144V146H228L229 144H227V139H226V136L225 137H222L223 136V134L221 133V135H219V137L216 135V134H220V133H216V131H215V129H214V131H215V133L216 134H214L215 135V138H216V136L218 137L217 138V140L219 139V138H221L222 140H219V141H221V144H222V142H223V145L225 146V143H226V145H227V147H226V149H224L225 147H223V145L222 146H220V144H219V141H217L216 140V142H218V144L217 145H215V146H213V147H211L212 149L214 148V151H215V156H214V151L212 150L211 151V148L210 149H208V150H206L205 151V145L203 146V149H197V148H195V151L197 152V154H196V156H193V157H195L194 158V160L196 159V158H201V160L202 161H206V163L208 164L207 166V168H206V170L205 171H203L204 173H202V176H203V181H204V183H205V187H208L209 186V188H211L210 187V183L212 182L214 185H217L218 183L216 182L217 181V179H218V177H222V178H224V180L226 181V183L225 184H227L228 183V185H225V188L228 190V191H231L233 194H237L238 195V197L240 198V202L241 203H244L243 205H244V207L246 208V206H248V208H249V210L246 208V211H249L248 213H249V217H248V220L247 221H243V222H245V223H243V225L246 227V229H244V230H242V229H240V228H238V226L236 227V224L237 223H239L240 221L238 220V219H233V220H231L232 222H230V221H228L227 222V220H225L224 218H216V217H213V216H211L210 214H208L207 212H206V209H204V208H202L203 210H205V212L203 211V210H201V207H199V206H197V204H195L194 203V201H192L191 199L189 200V198L192 196V195H194V193H195V191H193L194 189H192V187L191 186H188V185H184V189L183 188H181L180 187V185H178V182H175L176 181V179L177 178H175V172H174V169H175V165H177V163L178 164H180V163H183V169L185 168V166H187V164L188 163H186L188 160H193L192 158L193 157H189V155H188V153H187V155H184V154H186V153H184L183 155H184V158H182L183 160L181 161V155L180 156H178L177 155V153L179 154V152L180 151H174V148L176 149L179 145H180V142H183V141H185V139L186 138H188V139H190V137H192V138H196L197 136H198V138L199 137H201L202 135H204V136H206L207 137V135H205L202 131H204V129H202V128H204V126L205 125H203L202 126V121H201V113H199V112H201V110H203L205 107H203L202 105L203 104H201L200 105V100H197L198 98L196 97V96H199V94H197V89L200 91V89L201 88H199L200 87V84L198 83L199 82V79L201 80V79H204V76H203V78L201 77V74ZM221 73H223L222 75H225V76H222L221 75ZM228 73L229 74H231L230 75V77H229V75H228ZM246 73H248L249 75H251L252 74V76H248V74H246ZM25 74V75H24ZM35 74V75H34ZM73 74V75H72ZM77 74V75H76ZM81 74H82V76H81ZM111 74H114V73H112V71H111ZM136 75V77L137 78H134V76ZM144 74V75H143ZM148 74H149V76L151 77H149L148 76ZM172 76H171V75ZM184 74V75H183ZM243 74H244V76L246 75V77H247V79L245 78V77H242L243 76ZM64 75H63V79H64ZM72 75V77L70 78V76ZM131 75L133 76V77H131ZM162 76V78H161V76ZM169 75H170V77L172 78V77H176V82H177V85H173L174 83L172 82V81H174V80H168L170 77H169ZM174 75V76H173ZM213 75H215V76H213ZM226 75H227V77H229L228 79H227V77H226ZM260 75V76H259ZM60 77L62 76V75H59ZM73 76H75L76 78H74L73 79ZM78 76H81V77H78ZM83 76H85V78L83 77ZM114 76V75H113ZM165 76V77H164ZM196 76V77H195ZM210 76V78L208 79V77ZM222 76V77H221ZM234 76V77H233ZM236 76L238 77V78H236ZM256 76V77H255ZM96 77V76H95ZM131 77V80H129V78ZM147 77H149L148 79H147ZM161 79H159V78ZM187 77H189V78H187ZM214 77V78H213ZM224 77H226L225 79H224ZM233 77V78H232ZM249 77H250V79H249ZM255 79V81H257V82H253V78ZM258 77H261V80L258 78ZM30 78V79H29ZM78 78V79H77ZM84 78V79H83ZM154 78H157V79H155V80H157L156 82L158 83V82H160V84L161 83H163V82H166L165 84L166 85H164L165 86V88H164V86L162 85V86H160V85H156L155 84V80H154ZM165 78V79H164ZM168 78V79H167ZM173 78V79H174ZM193 78V79H192ZM64 79V81H66ZM71 79H72V81H71ZM77 79V80H76ZM150 79H153V80H151L150 81ZM205 79H206V77H205ZM204 79V80H205ZM219 79V80H218ZM244 79H245V81H246V84L245 85H247V84H249V85H247V90H246V86L244 85V86H242L244 83L243 82H245L244 81ZM33 80V81H32ZM36 80V81H35ZM80 80V81H81ZM122 80V81H121ZM125 80H126V82H125ZM135 80H136V82H135ZM160 80V81H159ZM166 80V81H165ZM168 80V81H167ZM196 80H197V84L195 83L196 82ZM204 80H201L200 82H202L203 84H205V86H206V81H204ZM68 81H66L67 83H69ZM129 81V82H128ZM148 81V82H147ZM208 81V82H209ZM212 81H214V80H212ZM140 82V83H139ZM148 83V88L147 89H150L151 87H150V82H151V84L152 83H154V84H152L151 86L152 87H156L157 86V88L159 87H161V88H164V89H162V90H165L164 91V93H168V96L169 97H171V95L173 94V95H175V94H178V96H181V97H178V99H180L181 98V100H184V99H186L187 98V95L189 94V93H192V89L194 88L195 89V92H196V95H194V93H193V95H191V96H195L196 97V101H195V97H191V100H192V102H191V100L188 98V100H190V104H191V107H190V111H189V116L191 115V112L193 111V113H194V115H191V117L192 116H194L193 118V122L194 121H198L197 123H195L194 125H196V126H194L193 125V123H192V127L189 125L188 127L190 128H188L187 127V125L188 124H190V122H192L191 120H192V118L191 117H189V118H191V120L188 118L187 120H189L190 122L188 123H185V121H186V118H184L185 119V121L182 119H179V118H177V120H175L174 119V121L176 122H178V123H175L174 124V122L172 121H168V119H166L167 121H168V123H170L171 124V126H173V127H171L170 126V128H171V132H172V134H173V136H177V138H178V136L180 137V135H181V139L183 138V140H181V139H179V140H181V141H179L177 138L174 140L175 142H174V144H175V146L173 147V145L172 146H169V150L168 149H166V151H165V149L163 148V147H161V148H159L160 146L158 145L157 147H155V145H156V141H155V139H157L158 138V140H159V137H157V138H155V139H153L152 141H154V146H151V148H149V146L152 144L153 145V143L151 142V141H148V137H147V139H145V135H147V133H145V131L143 130V126L145 127V130H146V132H148V134H150V133H152L153 135L152 136H154V134H156L157 136L159 135V134H161V136H162V134H164V133H161V131H160V129H161V127L163 128L164 127V122L162 121V119L158 116V118H157V115L156 114H154L153 113V115H152V111H153V108H152V105H151V101H152V99L150 100V99H148L147 98V94L146 93H144L143 92V87H144V85L146 86L147 85V83ZM173 83L171 86L169 85L168 87H169V89H168V87H167V84L168 83ZM175 82V81H174ZM179 82V83H178ZM192 82H194V83H192ZM205 82V83H204ZM224 82V81H223ZM250 82H252V83H250ZM80 83H82V82H80ZM169 83V84H170ZM181 83V84H180ZM201 83V84H202ZM220 84L222 83V81L221 82H219ZM264 83V82H263ZM3 84H4V86H9V84L11 85V83L9 82V81H4L3 82ZM69 84V85H70ZM140 84V85H139ZM196 84V85H195ZM199 84V85H198ZM228 84V85H229ZM233 84V85H234ZM254 84V86H252ZM76 85V86H77ZM114 85V86H115ZM125 85V86H124ZM154 85V86H153ZM194 85H195V87H194ZM214 86V87H212L211 89H210V86ZM225 85H224V87L222 86V88H225L226 89V87H225ZM251 85V86H250ZM78 86H77V88H78ZM105 86H108V87H105ZM115 86V87H116ZM140 86V88H138ZM180 86V87H179ZM204 86V87H205ZM245 87V88H241V87ZM251 88H250V87ZM110 87V88H109ZM127 87L129 88V93H127V91H125L126 89H127ZM142 87V88H141ZM147 87V86H146ZM146 87H144V90H145V88ZM150 87V88H149ZM155 87L154 88H152V90L153 89H155ZM171 87V88H170ZM173 87H175V88H173ZM179 87V88H178ZM185 87H187V88H185ZM203 87V86H202ZM234 87H236V88H234ZM256 87V86H255ZM50 88V89H49ZM126 88V89H125ZM160 88V89H161ZM176 88H177V90H176ZM184 90H183V89ZM230 88V89H229ZM238 88H240L239 89V91H238ZM263 88H264V84H263ZM88 89V88H87ZM138 89V90H137ZM159 89V90H160ZM172 89V90H171ZM174 89H175V92H173L174 91ZM181 89V90H180ZM203 89L201 90V92L203 91ZM210 89V90H209ZM219 89H221V88H219ZM218 89V92L219 93H221V92H223V91H221V90H219ZM250 89V90H249ZM141 90V91H140ZM151 90V89H150ZM149 90V96H151L150 94H152L153 93V91H155V90H153L152 92ZM159 90H156L155 92H154V94L153 95H155V94H158V93H163V91H161L160 90V92H158ZM242 90H244V91H242ZM246 90V91H245ZM249 90V91H248ZM256 89H254V91H255ZM119 91H121V92H119ZM134 91V92H133ZM148 91V90H147ZM146 91V92H147ZM177 91V92H176ZM184 91V92H183ZM194 91V90H193ZM208 91V92H207ZM221 91V92H220ZM253 91V92H254ZM119 92V93H118ZM125 92L127 93L126 94V96H125ZM143 92V93H142ZM158 92V93H157ZM182 92V93H181ZM185 92H186V96L185 95H183V94H185ZM215 92V91H214ZM215 92V93H216ZM217 92V93H218ZM226 92H228V94L226 93ZM235 91H233V93H234ZM263 92H264V89H263ZM148 93V92H147ZM172 93V94H171ZM175 93V94H174ZM200 93V92H199ZM202 93H204V92H202ZM218 93V94H219ZM236 93H234V94H236ZM256 93V92H255ZM67 95L68 94H70V93H66ZM105 94V95H104ZM180 94H182V95H180ZM210 94V95H209ZM233 95V98H232V95ZM239 94V95H240ZM141 97H140V96ZM145 95H147V96H145ZM152 95V96H153ZM173 95H172V97L171 98H173ZM216 95V94H215ZM226 95H229V96H226ZM237 95H235V97L237 98ZM56 96V97H55ZM176 96L177 95H175V98H176ZM184 98H183V97ZM211 96V97H210ZM228 97V101H229V98H230V101H229V103L230 104H228V101L225 99V98H223V97ZM200 97H199V99H200ZM204 97V98H203ZM205 97L206 98H208V100L207 99H205ZM217 97H220V96H217ZM217 97H216V99H217ZM144 98V99H143ZM152 98V97H151ZM175 98H173V99H175ZM235 98V99H236ZM209 99H210V101H209ZM57 100V101H56ZM175 100H177V99H175ZM180 100V101H181ZM204 100H205V102H204ZM179 101V100H178ZM195 101V102H194ZM207 101V102H206ZM119 102V105L117 104ZM129 102V103H128ZM216 102V103H217ZM222 102H223V104H222ZM126 103V104H125ZM206 103H207V105H206ZM228 105H227V104ZM263 103H264V100H263ZM127 105L126 106V108L125 107H123V108H125V110H127L129 107H131V108H129V110L130 109H132V111H134V112H132V111H129L128 110V112H126L124 109H121L122 107V105ZM128 104H130V105H128ZM214 105V107L212 108V106ZM225 104V105H224ZM233 104H235V102L233 103ZM58 105V106H57ZM192 105H193V107H192ZM217 105V104H216ZM138 107L139 109H142V110H144L145 112H139V114H138V112L136 111V110H133V107ZM198 108H197V107ZM199 106H201V107H199ZM231 106V107H230ZM195 107V108H194ZM203 107V109H201ZM10 108V109H9ZM118 108H120V109H117ZM148 108H149V110L151 111H149L148 110ZM210 108L208 107L207 109H209L210 110ZM0 109H3V111H7V112H11L12 114L13 113H15V109H14V106L12 105V103H11V101H9V100H7V99H2L1 97H0ZM115 109H116V111H115ZM193 109V110H192ZM194 109H195V111H197L196 113L199 115L196 119H198V120H195V117L197 116V114L194 112ZM201 109V110H200ZM206 109V110H207ZM233 109V110H232ZM11 110V111H10ZM200 110V111H199ZM37 111H38V113L39 112H41V114L39 113V116L37 115ZM36 112H34L33 114H32V116H31V121L30 122H32V120H33V123H40L39 121L41 120V116H42V118H45V117H43V115L45 116V113H43V111H40V110H37ZM149 111V112H148ZM204 112H205V109L203 110ZM119 112H121V114L119 113ZM137 112V113H136ZM208 112V111H207ZM218 112V113H217ZM144 113L146 114L145 115V117H144ZM192 113V114H193ZM206 113V112H205ZM36 114V115H35ZM43 114V115H42ZM120 114V115H119ZM127 115V117L125 116V115ZM137 116H136V115ZM140 114H142V116L140 115ZM196 114V115H195ZM214 114H216L217 115V117H216V115H215V117H216V121H215V117H214ZM232 114H234V115H232ZM262 114H264V111L260 114V115H258V117L256 116V118H253L252 116V118L251 117H249V116H246L244 119L241 117L240 119H239V122L240 123H238V125H239V127L238 128H240V126H242V124L244 125L243 127H245V128H247L248 127V129H244V128H242L241 127V130H239V134H237L238 133V131H237V133H236V130H237V128H235V131H234V133H236L237 135H238V137H239V135H240V137H241V133H245L243 136H242V138L244 137V139H247V137H251L250 138V141H249V138H248V141H247V143H252V141L254 140V143L253 144H249L250 146H248L250 149H258L260 152H261V156L262 157H264V154H262V153H264V144H262L263 142H264V134H262L261 132V130H260V128H258V126L257 125H255V128H256V130H255V128H254V130H253V128H252V131H251V134H250V136H248L247 134L248 133H250V132H248V131H250L249 129H251V128H249V124H247L248 122L249 123H251L250 125V127H252V124H253V122H255L256 121V119H258V120H261V122H262V119H263V122H264V118L262 117V118H260V116L262 115ZM34 115V116H33ZM95 115V116H94ZM130 117H129V116ZM148 115H150V117L149 118H147L148 117ZM232 115V116H231ZM250 115H252V114H250ZM36 116V117H35ZM38 116V117H37ZM134 116V117H133ZM139 116V117H138ZM225 116H226V118H225ZM227 116H228V118H227ZM263 116V115H262ZM58 117V118H57ZM97 117V118H96ZM130 119H129V118ZM132 117V118H131ZM212 117L214 118V120L212 119ZM230 117V118H229ZM231 117H232V119H235V120H233L232 121V119H231ZM34 118V119H33ZM133 118H135V120H134V122H132L133 121ZM140 118L142 119V120H140ZM248 118H249V120H248ZM40 119V120H39ZM68 119H70L69 117H67V121H68ZM97 119V120H96ZM129 119V120H128ZM156 120L155 122L153 121V120ZM179 119V120H178ZM228 119V120H227ZM230 119H231V123H229L230 122ZM242 119V120H241ZM62 120V119H61ZM70 120H71V122H70ZM69 120V122H67L66 121V119H65V123H64V125H65V127H63L64 125H62V126H56V125H54V126H52V128H53V130L55 129V126L58 128L56 131L58 132L57 133V135H59V136H57V137H59L60 139H59V142H60V144H59V146L61 145V147H62V145L63 144H61V139H62V143H64V141H65V143L67 142L68 143V139L71 137V138H74L76 141H79V143H82L84 146L83 147H85V148H87V149H89V150H87L86 149V151H88V153L89 152H91V151H93V154H92V152L91 153H85V158H86V160L88 159L87 157L89 156H91V154H92V156H91V158H89V160H95V159H100V157H98V155L99 154H96L95 155V153L96 152H98L99 150H97V151H94V149L92 148V147H90L91 146V144H92V146L93 147H95L96 146V148H100V149H104V144H102L101 143V146H100V144H99V138H98V135L97 136H95V137H93V136H91L90 137V132L88 131V126H87V124H85L84 123V121H83V119H81V121H80V123H76L75 121L77 120V118H75V119H73V118H71ZM132 120V121H131ZM181 120V121H180ZM219 120H218V122H219ZM245 120V124L244 123H242V121H244ZM247 120V121H246ZM258 120H257V122H258ZM36 121V122H35ZM100 121H101V123H100ZM132 122V123H128V122ZM137 121L139 122V123H141V124H137ZM143 121V122H142ZM159 121V122H158ZM222 121H224V123L222 122ZM251 121V122H250ZM126 124H125V123ZM158 122V123H157ZM163 122V123H162ZM225 122H226V124H225ZM235 122V123H234ZM66 123H67V125H66ZM70 123V124H69ZM118 123H120L121 125H118ZM157 123V124H156ZM173 123V124H172ZM185 123V124H184ZM199 123V124H198ZM224 124V125H222V124ZM233 123V124H232ZM242 123V124H241ZM103 124V125H102ZM108 124V123H107ZM137 124V125H136ZM187 124V125H186ZM70 125V126H69ZM102 125V126H101ZM130 125V126H131ZM140 125V126H139ZM143 125V126H142ZM175 125H177V126H175ZM199 125V126H198ZM225 125H226V127H225ZM237 125V126H238ZM127 126H128V128H127ZM132 126V127H133ZM200 128H198V127ZM236 126V127H237ZM67 127V128H66ZM69 127H70V129H72V131H74V133H72V131H71V133H69V131H70V129H69ZM118 127H123L122 128V130H121V128L120 129H118ZM142 129H141V128ZM182 127V128H181ZM198 128V129H196L195 130V128ZM234 127V126H233ZM233 127H232V129H233ZM253 127H254V124H253ZM51 128V129H52ZM165 128V127H164ZM186 128V129H185ZM193 128V129H192ZM34 128H33V126H31L30 128H27V132H26V135H27V137L28 138H30V135H31V133L33 134V130ZM79 130L78 132H76L75 130ZM116 130L115 131V134H116V132L117 131H119V133H118V135L116 134V136L115 137H112V139H110L111 137H109V141H108V135H110V134H112L113 136H114V132L113 131H111V130ZM118 129V130H117ZM147 129H149V130H147ZM179 129H181V134H178V130ZM125 130V131H126ZM143 130V131H142ZM162 130V129H161ZM200 130V131H199ZM257 130H259L258 131V133L261 135V137H255V136H257L258 134H256L257 132ZM32 131V132H31ZM34 131H36V129H34ZM124 131V132H125ZM126 131V132H127ZM254 131V132H253ZM29 132V133H28ZM67 132L68 133V135L67 134H65V133ZM111 132H113V133H111ZM144 132V133H143ZM164 132V131H163ZM175 132V133H174ZM231 132V133H230ZM256 132V133H255ZM110 133V134H109ZM121 133V134H122ZM213 132H211L210 133V136L211 137H213L214 138V135L212 136L211 134H212ZM224 133V132H223ZM233 133V135H235ZM65 134V135H64ZM175 134V135H174ZM178 134V135H177ZM182 134H183V136H182ZM224 134V135H225ZM63 135H64V137H63ZM67 135V136H66ZM155 135V136H156ZM230 135V136H229ZM111 136V135H110ZM148 136H150L151 137V139H152V136L151 135H148ZM187 136V137H186ZM221 136V137H220ZM236 136V135H235ZM259 136V135H258ZM105 137H107L106 139H105ZM121 137V136H120ZM144 137V138H143ZM149 137V138H150ZM175 137H173V139L175 138ZM184 137H186V138H184ZM203 137V136H202ZM206 137H203V139H205ZM238 137H236L237 138V140L239 139L240 141H241V143L243 142V139H241L240 137L238 138ZM253 137V138H252ZM91 138H93V139H95L94 141H93V139H92V142H94V143H90L89 142V139L91 140ZM114 138H116L115 139V141H114V143H113V139ZM198 138H196V139H198ZM235 138V139H236ZM140 139H141V141L144 139V141L143 142H145L146 144H148V147H143V146H147L145 143H143L142 142V145H141V141H140ZM150 139V140H151ZM107 140V141H106ZM121 140V141H120ZM127 141V143L128 142H131V141ZM147 142H146V141ZM187 140V139H186ZM98 141V142H97ZM226 141V142H225ZM230 141V140H229ZM228 141V142H229ZM239 141V142H240ZM263 141V142H262ZM103 142V141H102ZM103 142V143H104ZM107 142H109V143H107ZM133 142V141H132ZM131 142V144H133ZM137 142V143H136ZM151 142V143H150ZM245 142V141H244ZM70 143V142H69ZM68 143V144H69ZM72 143H73V145L75 144L74 142H71L69 145L68 144H65L64 146H63V150L62 151H66L67 150V152H68V149H69V146L70 145H72ZM195 143H199V142H195ZM128 144H130V143H128ZM131 144H130V146H131ZM150 144V145H149ZM239 144V143H238ZM243 144V143H242ZM255 144V145H254ZM261 144V145H260ZM102 145H103V147H102ZM123 145L122 146H119L120 148L121 147H123ZM253 145H254V147L256 146V148H252L253 147ZM65 146H68V147H65ZM190 146H191V144L188 146V148H190ZM220 146V147H219ZM258 146H260V147H258ZM140 147V148H139ZM194 147H196V145H194V146H192V148L191 149H189V150H192ZM219 147V148H218ZM236 147V146H235ZM65 148V149H64ZM155 148H156V150H155ZM218 148V149H217ZM241 148V147H240ZM106 149V148H105ZM162 149V150H161ZM172 149H173V151L175 152V155L173 154V151H172ZM241 149H243V151H244V148H241ZM247 149L248 148H245V151H247ZM96 150V149H95ZM107 150V149H106ZM140 150H141V152H143L144 154L143 155H141L139 152H140ZM158 150V153L156 152ZM203 150V151H202ZM218 150V151H217ZM220 150V151H219ZM233 150H235V148L233 149ZM85 151V150H84ZM104 151V150H103ZM102 151V152H103ZM107 151H111L112 153L110 154L111 156H109V154L108 153H110V152H108L107 154H105V157H107L108 159H112V160H114L115 161V163L119 160V158H122V157H117V155L115 154V153H118L117 151H114L113 152V150H110V149H108ZM106 151V152H107ZM139 151V152H138ZM149 151V152H148ZM168 151V152H167ZM183 151V150H182ZM180 152V154L181 153H183V152ZM193 151V150H192ZM189 152V154H191V153H193V152ZM207 151H211L210 153V159H208L207 158V156L209 155V152H207ZM221 151L222 152H224L222 155H220V153H221ZM248 151H249V149H248ZM251 151V150H250ZM256 151V150H255ZM32 152H35V147L34 146H29L28 145V147H27V150H26V155H30ZM44 152V151H43ZM42 152V153H43ZM101 152V150H100V152L99 153H102ZM152 152H154L153 153V157L154 156H159L158 157V159H156V157H155V159L153 158V160L151 159V158H149V159H147V157H146V159L149 161L150 159V161L148 162L146 159H145V157L144 156H148V153H149V155H151L152 154ZM171 152V153H170ZM184 152H186V151H184ZM188 152V151H187ZM208 153V155H206L205 156V153ZM219 152V153H218ZM236 152V151H235ZM253 154H255L254 153V150L253 151H251ZM29 153V154H28ZM103 153H105V152H103ZM146 153H147V155H146ZM202 153H204V155H202ZM217 153V154H216ZM259 153V152H258ZM136 154V155H135ZM139 154H140V156H139ZM155 154V155H154ZM170 154H172V158H171V156H170ZM219 154V155H218ZM225 154H227V155H229L230 157H232L233 158V161H234V165H235V171L233 170V171H231V172H228L229 171V167H228V165L227 164H229V165H231V167H233V164H232V158L230 159V157L229 156H226L225 157ZM191 155H195L194 153L193 154H191ZM197 155H199L198 157H197ZM200 155H202V156H200ZM211 155H213V157L211 156ZM251 155V154H250ZM177 156V157H176ZM217 156H223L224 158V160L222 159H220V160H218L217 158ZM248 156V155H247ZM114 157L116 158V159H114ZM132 157H129V158H132ZM179 157V158H178ZM216 157V158H215ZM79 158L80 157H78L77 158V160H79ZM95 158V159H94ZM118 158V159H117ZM144 158V159H143ZM165 158V159H164ZM225 158H227L226 159V162H227V164L224 162L225 161ZM229 158V159H228ZM66 159H68V160H66ZM66 159H64L65 161H69V158H66ZM162 159H163V161L165 162V161H167L168 162V164H169V169L170 170H172V168H173V183L171 184V186H168L169 188H167V190H171L169 193H170V195L171 196H174L173 198H175V199H173L172 197V199H169L168 197L170 196H168L166 193H164V192H162L163 190L161 189V188H159L157 185H155V184H152V182H151V180H149V182H148V180H146V178H145V180H144V178H141V176L140 175H142L143 173H141L143 170V172H146L145 170H147V172H149V170H151V173L150 174H147V175H149V176H154V175H158L159 177H160V180L162 179L163 181H165V180H167V177H169L171 174H169V172L167 173V172H164V168H161V167H164L166 164L162 161ZM171 159V160H170ZM175 159V160H174ZM213 159V160H212ZM235 159H237L238 160V162L240 161L241 163V167H240V164L237 162V160H235ZM251 159V156H250V158H249V160ZM64 160H58L57 161V159H55V158H53V161L54 162H57V163H61V162H63V163H65V164H63L62 163V165H66L67 163L66 162H64ZM76 160V161H77ZM84 160V159H83ZM141 160H142V163L144 164H141ZM144 160V161H143ZM210 160H212V162H214V163H211V161ZM52 161V162H53ZM175 161V163H173ZM221 161H223L224 163L223 164H225V166H226V168L228 169V170H226V171H224V170H222L223 168H224V165L222 166V162ZM70 162V161H69ZM152 162V163H151ZM171 162V163H170ZM135 163H139L140 164V166H142L143 168L142 169H140V166H139V164L137 165V164H135ZM151 163V164H150ZM238 163V165H236ZM34 164V165H33ZM128 164V165H127ZM130 164V165H129ZM131 164H132V166H131ZM150 164V165H149ZM156 164L158 165V166H156ZM165 164V165H164ZM213 164L215 165V166H213ZM58 165V164H57ZM62 165H60V167H62ZM182 165V164H181ZM210 165L212 166V167H210ZM219 166L218 168H219V170L217 169V167L216 166ZM7 166V165H6ZM6 166H5V173H6V176H5V173H4V187H3V189H4V192H3V189H0V193H1V195H0V197H2L1 199H0V202H1V200H2V202H4V201H6V204L7 205H10L11 207H12V209H13V215H12V220L11 221H13L12 222V224H13V227H14V229H15V226H16V233L20 230V228L22 229H26V230H28V231H26V232H28L29 233V235H33L34 236V238L37 240V244H39V242H41V244H39V247L40 248H44L46 251L44 252V254H46V256H47V260L49 261V263H53V264H61L62 263V261H61V259H59V255L57 254V251H56V254H55V249H54V246H55V248H56V250H57V248H58V246H59V243H55L54 242V244H52V243H50V245H48V247H47V245L43 242V234H42V231L40 232L39 230L41 229L42 230V228H43V226L45 225L44 223H45V221H46V218L48 219V218H50V216H53L54 215V213L56 212V209L60 206V202H58L59 200H60V198L63 196V195H66V193H67V191L66 190H68L70 187H71V184H67V185H63V187H61V191H62V193L60 192V190L56 193V195H50L49 196V198H46V201H48V204H46V201H45V199H44V202H43V198H44V193L42 192V189H41V186H40V171L42 170V169H44L45 167H42V166H40V168L39 167H36L35 166V163H33V161L31 160V159H28V158H26V159H22V161L21 160H19L18 159V161L17 162H15L14 164H10V168H8V166H7V170H6ZM31 167V172H30V174L32 175V172H33V175L31 176V177H29V174H28V167ZM56 166V165H55ZM54 166V167H55ZM62 167L61 169H64L65 168V170H66V172H71V174H75V177H77V178H75L76 179V183L78 184V183H81V181L82 180H86L87 178H85V177H83V176H85V175H87V173H86V171L85 170H81V169H79V171H77V172H81V173H77V172H75L76 171V167H74L73 166V164H70V163H68V165H67V167L65 166V167ZM94 165L92 164V165H90V167H93ZM133 168V170L131 169V167ZM138 168V166H139V168L137 169L136 167ZM70 167L72 168L71 170H69L70 169ZM94 167H96V165L94 166ZM209 167H210V172H211V169H212V171L214 172H211V173H209ZM213 167H214V169H215V167H216V169H217V171H218V173H216V171H214L213 170ZM222 167V168H221ZM237 167V168H236ZM79 168V167H78ZM137 170V172H136V170ZM144 168H146V169H144ZM148 168V169H147ZM234 168V167H233ZM244 168V169H243ZM38 169L40 170V171H38ZM57 170L59 169V165L57 166V168H56ZM75 169V170H74ZM139 169L141 170V174L139 173V177L136 175V173H138L139 172ZM36 170H37V174L35 173L36 172ZM237 170L239 171V173H240V175L238 176L237 174H239V173H236L237 172ZM206 171H207V173H206ZM241 171V172H240ZM62 172V171H61ZM136 172V173H135ZM224 172H226V173H224ZM86 173V174H85ZM135 173V174H134ZM231 173V174H230ZM9 174V175H8ZM85 174V175H84ZM225 174V175H224ZM227 174H229L228 176H227ZM8 176H10V177H8ZM88 176V175H87ZM135 176V177H134ZM136 176H137V178H136ZM39 177V178H38ZM144 177V176H143ZM212 177V178H211ZM8 178H9V180H8ZM11 178V179H10ZM207 178V180H205ZM217 178V179H216ZM218 179V180H223V179ZM39 179V180H38ZM138 179H140V180H138ZM151 179H152V177H151ZM238 179L239 180H242L241 181V183H240V181L238 182ZM244 179V180H243ZM131 182H130V181ZM213 180V181H212ZM223 180V181H224ZM252 180H253V182H252ZM211 181V182H210ZM5 182H7V183H5ZM144 182V183H143ZM168 182H170L171 183V181H168ZM210 182V183H209ZM219 182V181H218ZM138 183H139V185H138ZM149 183H151V184H149ZM175 183V184H174ZM223 183V182H222ZM240 183V184H239ZM252 183V184H251ZM251 184V185H250ZM134 185H132V186H134ZM165 185V184H164ZM170 185V184H169ZM178 185V186H177ZM212 185V184H211ZM238 185H241V186H238ZM249 185V186H248ZM65 186V187H64ZM131 186V185H130ZM148 188H147V187ZM176 186V187H175ZM251 186V187H252ZM171 187H173V189H171ZM213 187V186H212ZM261 187L262 186H259L258 188H256V190L258 189V190H260V191H257V193H259V194H263L262 196H264V188H262L261 189ZM264 187V186H263ZM63 188V189H62ZM154 188L156 189V190H154ZM180 189L179 191H180V194L178 193V192H176V193H174L177 189ZM71 189V188H70ZM69 189V190H70ZM149 190V191H147V190ZM161 189V190H160ZM182 189H183V191H182ZM191 189V190H190ZM250 189H252V188H250ZM6 190V191H5ZM68 190V191H69ZM159 190V191H158ZM188 190V191H187ZM8 191V192H7ZM144 191H146L145 193H144ZM154 191V192H153ZM156 191H158V192H156ZM162 192V195H161V192ZM173 191V192H172ZM191 191V192H190ZM5 192H7V193H5ZM165 192H167V191H165ZM236 192V193H235ZM151 193V194H150ZM4 194V195H3ZM164 194H166L167 196H166V199H165V196H164ZM183 194V195H182ZM158 195H160L159 197H158ZM175 195H177L176 197H175ZM157 196V197H156ZM163 196H164V198H163ZM179 196H181V200H180V198H179ZM185 196V197H184ZM189 198H188V197ZM147 197V198H146ZM154 197V198H153ZM143 198V197H142ZM160 198V199H159ZM188 198V199H187ZM4 199V200H3ZM49 199V200H48ZM155 199V200H154ZM178 199H179V201H178ZM161 200V201H160ZM168 200H174V203L176 204V203H178V204H173V202L171 203L170 201H168ZM155 201V202H154ZM56 202H58V203H56ZM170 202V203H169ZM5 203V202H4ZM56 203V204H55ZM162 203V204H161ZM44 204H46V205H44ZM142 204L143 205H146V203L145 202H143L142 201ZM57 205V206H56ZM147 205V206H148ZM158 205V206H157ZM185 205V206H184ZM177 206V207H176ZM179 206H181V207H179ZM183 206L185 207V208H183ZM186 206H187V208H186ZM55 207V208H54ZM75 207H77V208H81L80 207V205H79V203H78V205H75ZM178 207H179V209H178ZM196 208L195 210L196 211H194V208ZM54 208V209H53ZM180 208H181V210H180ZM183 208V209H182ZM192 209V211L190 212V211H188V210H191ZM55 210V211H54ZM174 210V211H173ZM179 210V211H178ZM186 210V211H185ZM54 211V212H53ZM202 211H203V213H202ZM141 213V215H145L144 214V212L141 210L140 211ZM187 212V213H186ZM177 213V214H176ZM181 213V215L183 216H181V215H179ZM200 213V214H199ZM51 214V215H50ZM202 215H204L205 217H206V222H208L207 224L206 223H203V222H205L204 221V219H205V217L204 216H202ZM47 216V217H46ZM203 218V220L200 218ZM187 218H185V219H187ZM199 218V220H197ZM44 221V222H43ZM199 221V222H198ZM200 221H202L201 223L202 224H199L200 223ZM190 222H192V223H190ZM193 222H195V223H193ZM196 222H198L197 224H196ZM211 222V223H210ZM189 223V224H188ZM212 224V225H210V224ZM38 224H40V225H42V226H38ZM192 224H194L193 226H192ZM209 224V225H208ZM196 225V226H195ZM207 225V226H206ZM238 225V224H237ZM200 226V227H199ZM187 227V228H186ZM37 230H36V229ZM212 228H214V229H212ZM237 228V229H236ZM173 229V230H172ZM218 229H219V231H218ZM33 230H35V233L33 232ZM4 231V230H3ZM37 231V232H36ZM168 231V230H167ZM204 231H203V233H204ZM211 231H213V232H211ZM224 232L225 234L223 235L222 234V232ZM33 232V233H32ZM39 232V233H38ZM212 233V236H215V237H213V238H216V236H217V239H219L218 241L219 242H216V243H213L214 241H213V239H212V236H211V238H210V236H208L209 235V233ZM220 232H221V235H220ZM1 233L3 234V232L1 231ZM166 233L167 232H165L164 233V236L162 235V239L164 240V239H166ZM175 233V232H174ZM218 233H219V235H220V237H219V235H218ZM38 234V235H37ZM214 234V235H213ZM37 235V236H36ZM84 235H86V233H84ZM168 235V234H167ZM185 235H188V234H185L184 233V238H185ZM32 236V237H33ZM39 236V237H38ZM42 236V237H41ZM197 236V235H196ZM41 237V239H39ZM189 237V236H188ZM187 237V238H188ZM181 238H183V235L182 236H180V238H179V240H181ZM184 238H183V242H181L180 244H182L183 243V245L184 244H186L185 246H187L190 242H187V243H185L184 242ZM220 238H223V239H220ZM89 239L90 238H88L87 240L89 241ZM116 239V238H115ZM177 239V238H176ZM192 239V240H191ZM217 239H215V241H217ZM228 239H229V241H228ZM225 240V241H224ZM205 241H206V243H207V245H205ZM224 241V242H223ZM228 241V242H227ZM180 242V241H179ZM193 242V243H194ZM211 242V245L213 246H209V244L208 243H210ZM43 243V244H42ZM113 243H117V241L116 242H113ZM191 244L193 247H194V244L197 246V244L196 243H194V244ZM218 243H219V245H218ZM221 243H222V246H221ZM229 243H232V244H229ZM56 244V245H55ZM214 244V245H213ZM216 244V245H215ZM223 245H225L224 247H227V248H225L224 250L222 249V248H220L219 246H221V247H223ZM230 245V246H229ZM52 246V247H51ZM192 246H190V244H189V246H187L186 248H188L189 247V249H188V251H190V248L192 247ZM217 246L220 248V249H217ZM51 247V248H50ZM215 247V248H214ZM209 249H213L212 251L211 250H209ZM229 250V251H227V250ZM184 249H182V252H184L183 251ZM187 250V249H186ZM192 250H193V248H192ZM192 250H191V252H192ZM215 250H220L219 252H218V254H217V252L215 251ZM188 251L184 254L183 253V256H185V263L184 264H192V262H193V260H192V262L190 263V260H189V258H191V257H194V254H195V252H194V254H192V253H188ZM213 251H214V254H213ZM222 251H223V253H222ZM225 251V252H224ZM54 252V254H52ZM212 252V253H211ZM216 252V253H215ZM228 252H229V254H228ZM210 253V254H209ZM222 253V254H221ZM227 253V254H226ZM188 254H190L189 256H188ZM220 254V255H219ZM209 255H212V257L211 256H209ZM197 256V257H198ZM203 256V257H202ZM214 256V257H213ZM86 256H84V258H85ZM189 257V258H188ZM187 258H188V261H187ZM202 259V260H203ZM209 259H206V261L204 260V261H202V263L200 262V260H199V262H197L198 261V259H196V257H195V259L194 260H197V261H195L194 262V264H207V261L209 260ZM59 260H60V262H59ZM86 261V262H85ZM84 261V264L86 263V264H100V262L98 263V262H93L92 260H85ZM209 263H210V260H209ZM257 263V264H258ZM62 264H64V263H62ZM210 264H214V263H210Z\"/></svg>",
	"mask_w": 264,
	"mask_h": 264
},
{
	"label": "crops",
	"instance_id": "3",
	"mask_svg": "<svg viewBox=\"0 0 264 264\" xmlns=\"http://www.w3.org/2000/svg\"><path fill=\"white\" fill-rule=\"evenodd\" d=\"M68 34H69V35H66V36H67V38H68V37H69V38H75V37H74L75 35L73 36V35H72V34H70V33H68ZM72 36H73V37H72ZM69 38H68V39H69ZM116 65H117V64H116ZM120 66H122V64H120Z\"/></svg>",
	"mask_w": 264,
	"mask_h": 264
}]
</instances>
